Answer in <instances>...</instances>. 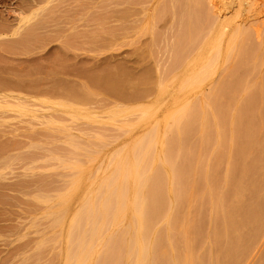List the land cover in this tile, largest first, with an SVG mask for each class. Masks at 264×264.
Returning a JSON list of instances; mask_svg holds the SVG:
<instances>
[{
    "label": "rangeland",
    "instance_id": "374dc122",
    "mask_svg": "<svg viewBox=\"0 0 264 264\" xmlns=\"http://www.w3.org/2000/svg\"><path fill=\"white\" fill-rule=\"evenodd\" d=\"M16 1H18V0H16ZM16 1L15 0H0V18L2 19L0 21L1 22H4V23H7V25L9 24V29L11 27H13V26H16L17 25V22H18L17 19H16L17 16H18V13L14 12V10H13V8L15 7ZM21 1L23 2V1H26V0H20V2ZM102 1L103 0H100V2H99V0H91L90 3L88 1L89 5L92 4V2H94L92 5H90V6L88 5L89 8L91 7V9H92V10L90 9V11H89V15H90V13H92V18L90 19L91 15L88 16L90 21H89V25L86 27L87 28V32L93 33V34H91V37L90 38H89L90 34H88L89 36H86L85 37V35L81 33V30L83 28L82 27V24H81V22H82L81 20L79 21V20L76 19V21H75L74 19H72V17L67 19V17H69V16H67V14H66L67 17H65L66 19L63 18V16L61 15L62 12L65 13L64 11L66 10V13H68L67 11H69V6L67 7L68 8V10H67V8H65L67 5H65L63 3L60 5L59 8H61V6L63 5L64 9L61 8L60 10L57 11L58 13L60 12L59 13V16H58V13L57 12H56V14H54V16H58V17H55V19L58 18V19H56V21L59 20V17H60V19L63 18L64 22L61 19L60 21H57V23H55L54 18H53V20H51V21H54V22H50L49 23V26H48V24H46V27L48 28V30L50 29L49 31H46L47 28L44 27L45 25L41 27L43 31L41 30V28H39L40 29V32H39V30L37 32L38 37L43 36L45 38L44 39L38 38V39H41V44L44 42V44L40 45V47H37L38 49H34L33 48L32 50H30V49L25 50L23 48L22 49H20V48L17 49V48H14V47H13L14 48L13 49L10 46L9 47L11 49H9V47L6 46L7 44L4 41H6V42L8 41L7 43L13 44V43H15L14 41H16L15 38H17V35H15V36L14 35H11L10 34L11 32H9V33H7L5 35H2V36L0 35V42L2 43V44L0 43V47H1L0 48V77H1L0 84H1V82L3 83V84L0 85V134H1L0 141L5 142L4 144H7V142H8V144H10L9 147H11V148L8 147L10 149L8 151V153L11 154V158H9V156H7V158H8V160L11 159L10 161L13 162L12 164H10V167L12 166L11 169L8 168L9 170L8 169L6 170V174H7L6 177H8L6 179V181H8L11 184H15L17 181L20 180V178H22L23 180H25L26 182H28V183H26V187H30L29 185H31V188L32 187H35L36 186L35 183L37 182L36 184H41L42 185L41 187L43 188L42 189L43 190V193H42V195H43L42 200L43 201L39 202V204L37 203V206L38 207L36 206L38 208L37 211H40V214H39V212L37 214V215H39V216H37L38 219H36L38 221L36 223H35L36 220L34 221L35 227L33 226V220L34 219L32 220V218H31V216L33 214V211H31L29 208L25 210V208H27V205H29V207H30V206H32V205L35 204L34 203L35 201L32 198L31 199L33 201H31L29 197L32 194L34 195V193H37V192L40 193V191H42L40 185H37V187H35L36 188V192H33V191H35V188H33V189L30 188L31 191L33 190L32 191L33 193H31V195L28 194V199L30 200V202H32L31 205H30V203H29V201H28V199L26 197L27 194L25 195V193H26L25 191H30L27 188L24 191V197L21 196V194H19V192L16 191V190H12V191L10 190L11 192L9 191V195H11V196L15 194L14 196L16 198L19 195L21 196V198L23 197L22 201H24L25 203L28 202L27 205L26 204H23V207L26 206L25 208H23L24 212L26 211L25 213H27L28 215L31 212L32 213H31V216L29 215V217H28L27 214H25L26 216L24 215V218L26 220H24V223H23V227H22L23 230H20L21 228H19V230H18V228H16V226H18V224H19V222L17 220H19V217L18 216L20 215V213H22V210H21L22 207L20 208L17 205L15 207H13L11 205L12 206L11 207L12 208L11 209L12 211H10L8 213L10 215L8 216V214H6V216H7L6 218H8L9 220L7 219V222H3V223H6V224L9 223V225L11 224L10 225L11 227H12V225H14L13 228L15 227V229H13V228L11 230L9 229L10 231L9 230H3V231L0 230V232H2V233H0V241H2V243L0 242V264H3V262H5V264H12V262H13V264H54V262H55V264H65V262H66V256L64 254V252L66 250L65 249V246H66V241L65 240L67 239V237H66L67 234L66 233H68V229H69V226L71 224V222L69 223L70 216L73 214L72 216L74 217V210L77 209L78 207L79 208L77 210H79L80 207H81V204L78 205V203H76V202H79L80 203V201L82 200V198L84 196H86V199L84 197L83 198L84 199L83 201L89 199V198H87L89 194H88V190L85 189L86 186L90 187V188L87 187V189H89V191L92 192V190H90V189H93L96 186V183H97L98 186L95 187V192H96V189H98V187H99V183L97 181H99V180L101 181L103 179V177L101 178V176H100L101 179L98 178L99 177L98 175L103 174L102 171L103 172L106 171V169L108 168V166H106L107 164L110 167L107 169L106 173L109 172L112 169V167L114 169V162H112V165H110L111 164V161H110L111 159L110 158H112L113 156H116L119 153V151L122 152V149H123V151L125 150L123 153L126 154L127 153L126 150H128V148L131 147L130 145H132V142L133 141H134L133 143L136 142L135 141L136 137L139 140V137L140 136H141V138L143 137L144 132L149 131V127L151 129V127H153V125H156V127H158L157 125H159V124L161 125L162 124L163 117L165 115L164 113H167L168 110L172 108V106H174L173 108H175V109H176V107L178 108V106H181V104H179V103H182V100H183V103H184L185 100L195 101L199 97L200 98L199 101H201L202 100L201 98L203 97V100L205 99L204 101H206V102H204V101L202 102L201 101L199 103L198 100H197L198 103L196 101L195 102L197 104H199V105L202 103L204 108H205V105L206 106L209 105V109H208V106H207V109L210 112L212 110L211 109L212 108L211 107L212 105H211L210 99L207 97V95L209 96L210 92L212 91V88L211 87H214L213 83L216 80H219V79H217V76L218 75H219L220 78L224 77L223 75H225V79H227V80L231 79L232 82L229 80L230 83H231V85H229L230 83H228L229 88L234 87V85L236 86V84H234V83H236V81H237V85H238V83L241 82L242 79H245L247 76H249L247 79L252 80V82H251L252 84H255L256 81L260 77H263L264 76V64H263V66L261 65L264 62L261 61L260 65H258L259 67L256 66V68L254 67V69H253V66H252V62L253 61H251L253 58L255 60H257V59L260 60V57H261L260 55H263L262 58H261V60L264 59L263 58L264 57V51H262V50H264V46H263V44H264V7H262L260 5L261 2L264 1V0H254L253 10H249V11H246L245 8H243V6L240 3H238V2L236 3L235 1H231V2L229 1L228 2L227 0H222V1L220 0V2H222V3H220L219 1L217 2V0H216V3H215L216 6H215V4L213 3L215 0H213V2H210V0H200V1H202L203 5L205 3L204 8H205L206 11L209 12L208 9H210V5L211 4H212L211 5V8H212L211 10L212 11H216L217 12V10H218L217 13H218V15H220V19H219L220 21L217 24L213 25L212 28H214V29L211 28L212 31L211 30L210 31L209 30L207 31V30L203 29V31H205V32L208 33V35L205 36V37L203 35V34H205V32L202 33L203 32L202 29H197V28H196V31H199V32H195V33H198L196 35H193V32L195 30H193V32L190 31L191 32L190 33V32H188L189 29L188 30L185 29V30H187L186 33H188V37H187V36H185L186 33L183 32L184 31V28H187V27H183V28L181 27L183 29L180 32L181 35L183 34L182 37H185L186 40L187 39L189 40L188 41L187 49H188L189 45L191 46L193 44L192 47H194V48L191 47V49L193 51H195V50L196 51L195 52H192L191 50H188L187 51L185 49L186 52L184 54L182 53L184 55V57L181 54V51L183 52L184 50H180L179 49L178 51H176V53H175L176 56L180 54L181 57L183 58L182 59L181 57H179L180 55L177 56V57L176 56H174V57L171 56L170 57L171 59L169 58L170 60H172V62H175L174 66H177L178 65V67H176V68H173V66L171 67V65H173V64L171 63V61L169 59H167L168 57L166 55L164 56L162 62H165L167 60L166 62L168 63L170 61L169 64H171V65L169 66V64H167L166 62H165L166 64L165 63H162L164 65H162V64L161 65L164 66L165 69L162 68V66H161V68H160V71L161 72L160 73H161V75H164L162 77H163V80H164L165 83L167 81H169V78H170L169 83L168 84L166 83V85L169 86L170 82H171V84H170L169 87L166 86V89L167 90L164 88L165 90H162V91H164L162 93H161V91L158 90L159 88L156 87V81L157 80H155V79H157V76H156L157 73H156V71L159 68H156L155 69L154 62L151 59H149V57L146 56L142 51H143V47L151 42L152 37L155 34H156L157 37L159 35V38L156 37V39H157V41H156L157 46H158V44L160 42L162 44V43H167L168 41L172 40L173 37H171V36L173 35V32H172V29L171 28H170L171 30L169 29V27H171L173 25L171 23H174L175 25L173 27L175 28V26L177 25L176 24L177 20L175 18L178 16L179 13H177V16H175V18H174V15H173L174 12L173 11L172 12L170 11L172 9L171 8V5H170V3H167L168 1L170 2V0H168V1L166 0L167 2L164 1V2H160L159 3V4L162 3V5H165V2H166L167 6H164L165 8H162V5H158V2L161 1V0H104V2H102ZM117 1H118V3H117ZM205 1H207V2H205ZM224 2H225V4H224ZM168 4L170 6H168ZM207 4H209V5H207ZM100 5L101 6L103 5V7L101 8ZM217 5H219V7H217ZM240 5L242 7H240ZM132 6H133V9H132ZM158 6H161V8L164 9V10L167 9L166 7H168V11L165 10L164 12H166V13L168 12L169 17H168V14H165V13H164V16H162L161 15L162 14V11H161L162 9L161 8L159 9ZM129 7L132 10H134V8L136 7L135 8V11L130 10V12H132L133 14L135 13L134 14L135 17H134V15H131L132 17L129 18L128 20H124V19L120 18L121 17L120 13L122 11L124 12L125 10L128 11L127 9H129ZM214 7H215V10H214ZM93 8L96 9V10H98V11L94 10ZM157 9H158L159 13H158ZM103 10L106 11V13ZM8 11L10 13L12 12L11 15L9 14ZM100 11H101V13H100ZM113 12H114V14H112ZM169 12H171V13H169ZM136 13H138V15ZM15 14L17 16H15ZM101 14H103L107 18V20H106L105 18H103V15H102V17L100 16L101 18H103L104 20H106L105 21L106 24L103 23L104 20L99 19V17H97V16H99ZM117 14H119V16ZM150 14H152V15L150 16ZM148 15H149V18H150L151 23L149 22V19L147 18ZM154 15H156V18H155ZM93 16L96 17L95 18L96 20H94V17ZM144 16L146 17V19H145ZM160 16H162L164 18H162V17L160 18ZM136 17H138V18L142 17V18H141V20H138V18H136ZM134 18H135V20L137 19L135 22L137 24H139L140 26H142L141 27V30H143L144 27H146L145 29H147L148 32L145 31V29H144L143 30V33L140 31L141 33L140 34H137V33H134L133 30H129L128 33L126 34V37L125 36L124 37H122V36L121 37H119V36L112 37L111 36L110 31H113L115 29H118L120 26H125V25L132 26ZM6 19H7V21H5ZM14 20H16V21H14ZM65 20L68 21V22L70 20L69 24ZM97 20H99V22ZM146 20H148V21H146ZM205 20H206V18L203 16V18L200 21L201 22H205ZM61 21H62V23H61ZM94 21H97L98 22V25H99L100 22H102V23H100V27L101 28L98 27V25L95 24L96 22H94ZM143 21H144V23H143ZM157 21H158V23H157ZM74 22H75V24H74ZM243 22L244 23L246 22V23L244 24ZM58 23L60 25H58ZM65 23H67V24H65ZM238 23H240V25L243 23L244 25L242 24V26H245L248 29L250 28L248 30V32L251 30L249 32L250 33V36L247 38V41H246L249 44L246 43L248 46L247 45L245 46V47L249 48L248 51H250V49H251V51L249 53L252 54L253 52L257 51V50H255V48L258 49L259 46H260V48L258 49V52H255L257 55L256 54L254 55V53H253L252 56H248L250 54L247 51L246 54H244L245 55L244 56L245 58L244 57H241L242 60L244 59L243 62L241 61V58H239L240 56L235 57V58L232 57L234 59H231V61H234L235 60L233 62L234 65H237L238 64L237 62H239V65H237V66H239V68L238 67L235 68V70H238V72L235 73L236 71H234V74H233V73H230V70H228V68H226V67H229V65L231 64V61H229V59L226 58V55H225L226 52H224V51H227L228 46H229V39L232 36L235 35L233 33H236L235 31H236V28H237V24ZM103 24L106 25L105 28H104V25ZM151 24H153V25H151ZM218 24H220V26H218ZM229 24H230V26H228ZM222 25H223V27H222ZM61 26H62V29H61ZM70 26H71V28H70ZM74 26H75V28H74ZM181 28H179V29H181ZM79 29H81V30L79 31ZM221 29H222V33H220ZM144 31L146 33H144ZM224 31H225V33H224ZM69 32H70V35H69ZM72 32H73V34H72ZM162 32H164V33H162ZM231 32H232V34H231ZM150 33H151V35H150ZM166 33H167V35H166ZM219 33L222 36L225 35V36H223V39H221V41L224 40V39H226V40L222 41L223 43H221V41L218 42L219 45L222 44L221 46H219L220 53H222V51L224 52L221 55H223V54L225 55V56H221V57L224 58V61L220 57V60L217 62L218 65L216 64L218 69L215 72L218 73V74L214 73L215 75L213 74L211 77L205 79L204 80L205 82L203 81L204 84L199 85L200 86L199 88L197 87L196 89L186 91L187 93L182 90L183 92H185L188 95H186L185 93L182 94L183 92H179L181 95L179 94V97H178L177 96L178 92L176 93V91L181 90V88H179L180 87L179 85H180V82L183 80V78L186 76L185 74H187V73L188 74L194 73L197 70V68H199L200 65L204 64L208 60V57L210 58L212 55H214L213 53H215L216 49L218 48V46H217L218 44L216 45V38L221 36V35L219 36ZM55 34H57V36ZM128 34H129V36H128ZM168 34H170L169 37H168ZM228 34H230V35H228ZM74 35H77L79 37H76L75 36L77 38L76 39L74 37ZM162 35H166L167 37L164 36V39H162V37H161ZM197 35H201V36H197ZM10 36L12 37V39H11ZM54 36H56L57 38L54 37ZM227 36H228V38H227ZM70 37H72V38H70ZM170 37H171V39H170ZM193 37H196L195 40L198 41V42H199L200 38H202V37L205 38L206 39V44L201 47L200 42H199V43H196V44H199V47H198V45L195 47V44H194V41L195 40L193 41V39H194ZM251 38H252V40H251ZM20 39H21L20 37H19V39L17 38V40H19V41H20ZM49 39L50 40L52 39L51 42H50ZM86 39H87V41H86ZM43 40H45L46 42L43 41ZM159 40H160V42H158ZM164 40H165V42H164ZM66 42H67L66 45L67 46L70 45V46H68V47L66 46L65 47V43ZM68 43H70V44H68ZM3 44L6 46V48L4 47ZM161 44L158 47H162V46H165L166 45V44H164V45H161ZM226 44H228V46ZM215 45L217 46V48H216ZM213 47H215V48L212 49ZM251 47H253V48H251ZM7 48H8V50H7ZM247 48H246V50H247ZM15 49H17V51ZM19 49H20V51H19ZM211 50H212V52H211ZM190 51L192 52V55H191ZM210 52H211V54H210ZM169 55H171V54H169ZM188 55H189L190 58L188 57ZM190 55L192 56V58H191ZM247 56L249 58H251V60ZM256 56L257 57L260 56V57L257 58ZM179 58L181 60L180 62H178ZM225 59H227L228 61L227 60L225 61ZM246 59L250 60V62L247 61ZM236 60H238V61H236ZM190 62H191V64H190ZM228 62H230V64ZM248 62L250 63V65L248 64ZM226 64H228V66ZM167 65L169 66V68H167ZM246 65L247 66L249 65L252 68L248 67V70H247V68H246L247 66ZM180 66H181V70L178 69ZM224 67L226 68L227 71L224 69ZM240 67H243V68H240ZM249 68H250V70H249ZM175 69L176 70L178 69V70L176 71ZM223 69L225 70L226 73L223 71ZM251 69L252 70H256L257 73L256 72L254 73V71H252ZM245 70H247L246 73H245ZM98 72H99V74H98ZM175 72L176 73L177 72L180 73L179 76H177L178 73L176 75ZM221 72L222 73L224 72V73H223V75L220 76L219 73H221ZM109 73H114L115 76L113 77V76H111L113 74L110 75ZM166 73H167V76L169 78L166 76ZM169 73L172 74V76H170ZM244 73L247 74V75L244 76ZM91 74L93 76H95L97 74L96 75L97 76L96 78H98L99 77L98 75H100L101 78L99 77L98 79L100 81L102 80L101 83H103V84H101V83L99 84L100 81H98L97 79L96 80H97L98 84L95 83L96 81L94 82L95 85H94V83H91L90 84L91 79L92 80L95 79V77H93ZM108 74L111 77H113L112 79H116V76L119 74L118 75V78L119 79H122V78L123 79H126V78L129 77V79L133 81V80L137 79V77H138V80H135L133 82V83L136 82L135 83V88L132 87V86L125 87V88H123L124 90L121 91L122 94L121 93H118L119 95H117V93L115 94L114 92H111L108 89V86L105 84V80L106 81L109 80L108 78L111 79V77H109ZM144 74L146 76H144ZM229 74L231 76L233 75L232 78H231V76ZM106 75H107L108 78L103 79V78H105ZM228 75H229V79H228ZM239 75L241 76V78H239L240 77ZM88 76L91 79L88 78ZM139 76H141L142 78L139 77ZM173 76L174 77L176 76L177 78L176 77L175 78L178 81H176V79L173 78ZM147 77H148V79H147ZM165 77H167V78H165ZM171 78L173 80L175 79L174 80L175 83H174V81ZM3 79H4V81H3ZM129 79H126V80H129ZM142 79H144V83H141V80ZM233 81H234V83H233ZM16 82H18V83H16ZM137 82H138V85H137ZM142 82H143V80H142ZM21 83H23V84H21ZM4 84L7 87L8 86L9 87L7 88ZM19 84H21L23 87L21 85H19ZM151 84H153L152 87H150ZM85 86H86V88H85ZM93 86H95V87H93ZM157 86H158V84H157ZM255 86L256 85H254V87ZM142 87H143V89H142ZM146 87H148V88H146ZM149 87H150L151 90L149 89ZM145 88L146 89H149V90H146V92H144L145 91L144 90ZM88 89H89V91L91 92V95H92L90 97L88 95V92L87 93L85 92V91H88ZM33 90H34V92H33ZM83 90H84V93H86V94H84V96L88 95V99L89 100L83 96V92H82ZM254 90H255L256 93L254 92ZM228 91L230 92V89H228ZM228 91L227 90L224 91L225 93L223 92V95L225 94V95L228 96V93H229ZM123 92H124V94H123ZM190 92H191V94H190ZM226 92H228V93H226ZM251 92H250L251 95H249L250 94L249 93L248 94V97L250 98V96H253V95L255 97H253L254 99L253 98H250V100L247 97V99L245 98V102L243 101V103L245 105L244 108H243V112H242L243 117L241 115L242 121L238 125V126H242V127H239L240 129L236 130L237 131L236 132V136H235V141L236 142L245 141L246 138L243 137V136L247 133V131H248V129H249L250 126H253V125L258 126L262 122L264 124V109L262 110L261 109L262 107L261 108L258 107L261 104L260 101H263V99L262 100L260 99L262 95L259 93V97H258V88L253 89ZM74 93L77 94V95H75ZM80 95L83 96V99H82V97H80ZM130 95H132V96H130ZM7 97H10V98H7ZM242 97L243 96H241V98ZM156 98H157V100H156ZM226 98L227 97L224 96V100H226ZM263 98H264V96H263ZM85 99H86V102H85ZM257 99L259 100V102H258ZM82 100H84V102ZM243 100H244V98H243ZM253 100H255L256 102H254ZM178 101H179V103H178ZM208 101H209V104H207ZM248 101H249V103H248ZM251 101L253 103V106H251L252 105ZM86 103H91V105L87 106L88 104H86ZM104 103H106V104H104ZM82 104L84 106H82ZM85 104H86L87 107L85 106ZM145 104H146V106L148 108L150 107L148 111H151V114H148V116L145 115V114H147V113H145V110L147 109V107L145 106ZM249 104H250V106H249ZM256 104H257V107L259 109H261V110H259V112H261V111L262 112H261V114L260 113H258V114L256 113V114L253 115L252 112H250V111H252L250 109L253 108L254 106L256 107ZM107 105H109V106H107ZM139 105H142L143 107L140 106L141 107L140 108ZM129 106L131 107L130 110H128L130 108ZM22 107L25 108L26 110L24 109V111H23ZM132 107H134V108L132 109ZM117 108L118 109L120 108L119 110H120V112H122L120 114L118 113L119 114L118 115L119 117L116 114L117 112H119L117 110ZM126 108H127V110H126ZM144 108H145V110L142 111ZM164 110H166V111H164ZM77 112H81V114L78 113V115H77ZM82 112H83L84 115L86 113L85 116H87V120L88 121H86V119H84L86 117L82 114ZM112 112H114L115 115ZM87 113H89V114H87ZM248 113H249L250 116L248 115ZM58 114H59V116H58ZM111 114H112V116H111ZM152 114H154V115H152ZM143 115H145V116H143ZM73 116H74V119H73ZM79 116H83V118L81 117L82 118L81 119V118H79ZM95 116H97V117H95ZM210 116L213 117V115H212L211 112H210ZM56 117H61V118L63 117L62 118L63 120L62 119H59V118H56ZM92 117H93V119H92ZM111 117H113L114 119H116V121H114L113 118L110 119ZM140 117L141 118H144V119H141ZM159 117L160 118L162 117V119H160ZM246 117H248V118L249 117L250 118L252 117V118L250 120V118L248 119ZM77 118H78V121L80 119V122H79L78 125H77L78 122L75 121V120H77ZM222 118L223 117H221V119ZM119 119H121V120H119ZM225 119L226 118H224L222 120V123H223V121ZM253 119H255V121H253ZM48 120H51V122H48ZM57 120H58V122H57ZM70 120H71V122H70ZM132 120H134V121H132ZM157 120L160 121V122H157ZM210 120H211L210 123L213 122L212 123L213 125H212V127H210L211 130L209 129L210 131L207 132V135L209 137V140L207 138V142H206V140L204 142V145H206L205 143H207V145L205 147L203 145L204 148L202 147V151L201 152H202L203 155H201V157H200V160H201L200 161V164L202 162H204L205 160H206L205 162H207L208 157H209V159H211V158L214 157L215 154H219V156L220 155H223V156H220V157H223V159H221V162L222 163L219 162L217 164L215 170H214V175H213L214 180H217L216 178H218V177L223 180V175H225L226 170L227 169H230V168H231V170H227V171H231L232 176L235 177L236 174H238L236 171L239 168V163L237 161L238 160L237 159V156H234L236 159H233L232 160V162H231L232 164H230V165L227 164L228 166L225 164V162H226L225 160L226 159L224 158V151H223L224 150V144L221 143L220 146H219V148L221 147V149H219L218 148V145H216L215 142H214L215 139L211 140V138H213L215 136L214 135L215 134V128H214L215 126H214V121H213L214 118H211ZM226 120L224 121L225 122L224 124H226ZM247 120H250V121H248V123H246ZM52 121H54V122L52 123ZM65 121H67V124L68 125L71 123L70 126L72 128L70 126H68V125H65L66 124ZM119 121H120V123H119ZM137 121H139V122L136 124L135 122H137ZM75 122H76V124H75ZM197 122H198V124H196ZM109 123H111V124H109ZM134 123H135V125H133ZM154 123H156V124H154ZM80 124L82 126L84 125V127L86 126L85 127L86 129L84 127L80 126ZM192 124H194V125L193 126L191 125V128H190L191 131H189V134H188L189 135L188 142L191 144V146L193 145L192 147H196L197 146V143H198V142L195 143L196 142L195 139H197V135H196L197 132L196 131H198V129H199L200 121L199 120L198 121L197 120H195V121L193 120ZM90 125H92V126L94 125V126L93 127L91 126V128H90ZM101 125H102V127H101ZM108 125H109V128H108ZM112 125H114V126H112ZM124 125H125V127H124ZM197 125H198V127H197ZM48 126H50V127H48ZM61 126H62L63 130H61L62 129ZM66 127H67V130H66ZM75 127H76V130L74 129ZM224 127L225 126L222 125V128L225 130ZM59 128H61V129H59ZM95 128L97 130L99 129V131L97 132V130ZM102 128H104V129H102ZM161 128L160 129L162 131H164L163 127H161ZM242 128L244 129V131L242 130ZM100 129L102 130V133H105V132H103V130H105L107 132V133H105V135L108 136V138L106 137L107 138L106 139L107 142L105 141V138H104L101 142H99L100 143L99 144L98 141L97 142L95 141V139H97V138L94 137V136H92V134L96 136L97 133H100ZM161 130H160V132L162 133ZM212 130H214V132H213L214 134L213 135H212V133H210V132H212ZM238 131H240V132H238ZM81 132H83V133H81ZM84 132H85V134H84ZM124 133H126V134H124ZM160 134H158V136H159L158 139L160 140L159 142H161L162 139H164V136H162L164 134H162V135H160ZM210 134L212 136H210ZM237 134H239V135H237ZM85 135L89 136V138L87 136H85ZM79 136L81 137L80 139H79ZM160 136H162V137H160ZM173 136H171V137L173 138ZM175 136H176V134H175ZM69 137H71L72 139L74 137L75 138L74 141H76L77 139H79V140H82L83 139V140L88 141L87 139H89L88 142L83 141L84 143L83 142L78 143L76 141V143L78 144V146L80 145L79 146L80 149L83 148L82 146L85 147L84 144H87L86 146H89L90 148H92L91 145L94 144L93 147L95 146V148L97 149V151H95L94 149H90L89 148L91 150L90 151L88 149L89 154L87 153L88 151L86 152L88 154V156H85L84 158L82 157L84 159L83 165L86 164L85 166L82 165V167L85 170L82 168L80 171H77L75 169L73 170L72 167L68 166L69 169L71 168L69 170V169L66 168L67 165L65 166L63 161L61 163V160L58 159V158H56L57 156L54 155V153L58 155V153L64 152L65 154H67V153L73 151V149H74L73 146L74 145L72 144V142H71L72 140H70L71 138H69ZM165 137H166L167 140L170 138L169 139V142H171V144H175L176 143L174 145V149H173V152H176L175 149L178 148V146L176 148V145L178 143V141L176 140L177 137H174V140L171 139V137H169V136H165ZM240 137H242V138H240ZM259 138H257L259 141H255L254 142V145L252 144L250 146V149H251V147L254 146L252 148V150H249L251 152H248V155L250 153L251 154L248 157L249 159L247 158V161L249 160L248 163H251L250 164L251 166L253 165L254 160H256L255 163H254L255 165H253L252 168H250L251 166H249V169H250L251 172L254 171V169L256 168L255 166L258 165V162H260L259 160H261L260 158H262L261 156L264 154V152H262L263 149H264V145L262 143L264 141V128H263V131L260 133V137ZM113 139L114 140L116 139V140L114 141ZM166 139L164 141L165 143L168 142ZM68 140H69V142H71L72 146H70L71 144L68 143ZM109 141H110V145H109ZM102 142H104V143H102ZM159 142H157V144H156V147L157 148L155 147L156 148L155 154H156L157 151L158 152L161 151L160 152L161 153V155H160L161 157L159 156V153H157L158 154L157 159H158V157H160L159 159L162 158L161 160H158L159 164L162 165V164H165V161L167 159V157H166L167 155L165 156V154L168 153V152H167V148L164 149V147H162V149H164V150L161 149V146H160V143ZM164 142H161V144L164 143ZM258 142H260V143H258ZM0 143H2V142H0ZM23 143H24V145H22ZM126 143H130L129 146ZM36 144H37V146H36ZM259 144H261L262 147ZM11 145H13V146H11ZM97 145H100V146H97ZM194 145H196V146H194ZM60 146H62V147H60ZM158 146H160V147H158ZM29 147H30V149H29ZM99 147H102L103 149L102 148L99 149ZM12 148H13V150H12ZM42 148H44V149H42ZM118 148H119V150H118ZM210 148H211V150H210ZM80 149H79V151H81ZM116 149H117V152L118 153H116V151H115ZM11 150L13 152V155H12ZM99 151H102V152L100 153ZM203 151H204V153H203ZM221 152L223 154H221ZM19 154H20V156H19ZM95 154H99V155H97V157H96ZM225 154H226V152H225ZM260 154H261V156H260ZM34 155H37V157L34 156ZM49 155H51V156H49ZM184 155L183 156L182 155L180 156V160L183 157H185V158L182 159L183 161L181 160L182 161L181 162L179 160V158H178V161H180V163H182V166H183L182 168L185 169V174H188L189 171H190L189 169L191 167H193V168H196L197 169L196 170V174L199 173L197 176L203 175L204 173H202V171L204 170V165L202 163L201 164V167L199 166L200 164L198 163V161H196V159H197L196 158L197 157L196 154H194V155L193 154H190L189 156H188V154H186L185 156ZM12 156H13L14 159L12 158ZM202 156H203V160L204 161H202ZM31 158H33V159H31ZM90 158H91V162L89 160ZM107 158H109V159H107ZM194 158H196V159H194ZM15 159H17V161ZM18 159H19V161H18ZM106 159H107V163L105 164ZM193 160H195V161H193ZM234 160H236V162ZM235 163H236V165H235ZM195 164H197V166ZM20 165L22 167H20ZM29 165L32 166V167L34 166V168L37 166V167H39V169L37 168V170L34 171V169L32 170V168H30ZM190 165H191V167H190ZM193 165H195L196 167H194ZM165 166H167V164ZM230 166H232V167H230ZM99 167H101V168H99ZM104 167H106V168H104ZM180 167H181V164H180ZM253 167H254V169H253ZM235 168H236V171H235ZM26 169H28V170H26ZM88 169H89V172H91V173L88 172ZM101 169H103V170H101ZM113 169L110 171V173H112L114 171ZM186 169L189 170L188 173H186ZM21 170H23V172ZM83 170H84V172H83ZM168 170H170V169H168ZM74 171H75V173H73ZM94 171H96L97 173L99 172V173L98 174H95L96 172H94ZM234 171H235V173L233 175V172ZM36 172L40 176H38L37 174H35ZM17 173L20 174V175H18ZM21 173H22V175H21ZM30 173L32 175H30ZM80 173H82L83 175H81ZM110 173H109V175H110ZM170 174H172V176H173V173H170ZM183 174H184L183 173V170L181 169V177L183 176L184 178H186V175L185 174L183 175ZM67 175H68V177H67ZM80 175L82 177L81 180L78 179V178H80L79 177ZM87 175L89 176V178H86V177H88ZM92 175H94V177L95 176L96 177L98 176L97 178H94L93 177V180L96 179L94 182H91L92 181ZM107 175H108V173H107ZM107 175L105 174L104 177H106ZM172 176H171V179H174ZM37 178L40 179V180H42V183L43 184L41 183V181L40 182L37 181L36 180ZM85 178H86V180H85ZM182 178H180V181H182L181 180ZM97 179H99V180H97ZM220 179H218V182L215 181V184L216 183L218 184L219 182L221 183L222 180H220ZM33 180H35V181H33ZM199 180H201V182ZM32 181L35 182V183L32 184ZM78 181L80 183L77 184L78 186H76V183ZM171 181H173V180H171ZM196 181L199 184L200 183L203 184L201 177H197L196 178ZM90 182L92 183L91 185H90ZM173 183H174V185H172L171 187H173V189L174 188H177L178 186H175L177 184V182L175 181V179H174V182ZM173 183L171 182L170 184H173ZM199 184H197V187H198L197 188L198 189L197 190V193L199 195L197 194L196 197H195V199H194V201L193 200L191 201V204L192 203L193 204L190 206L191 207L190 208V216L192 215V219L193 218H196L195 219L196 221L193 219V225H194L193 228H194V232L196 233V234L194 233L196 235L195 236V239L198 242V244H196V246L198 245L197 248H196V250L198 249L197 250L198 253H199V251H201L203 249L202 246L204 244V240L205 239H203V242H201V240H202V238H204L206 236V233L207 234L209 233V229H210V223H208L209 220H210V218H209L210 217L209 216L210 215L209 214L210 209H209V204H208L209 203V200H207V197H205L203 195V190L204 189H203L202 186H204V184L202 186L199 185ZM177 185H179V184H177ZM200 186L202 187V190H201ZM73 187H76V190L75 191L73 190ZM229 187H230V185L228 187L226 186L224 188L226 190L227 194L230 191L229 190L230 189ZM227 188H229V189H227ZM38 189H40V190L37 191ZM263 189H264V184H263V187L261 189L262 192H263ZM225 190H224V192H225ZM14 191H15V193H14ZM72 191H74V192L72 193ZM93 191H94V189H93ZM262 192L260 193L262 196H260L259 194L255 195L256 198H258L259 196L261 197V198L259 197L260 198V201H261L260 203H262L263 200H264V195H263L264 192L263 193ZM27 193H29V192H27ZM59 193L60 194L61 193L62 194H65L66 195V197H65L66 199H62L61 198L60 199L61 201L60 200L57 201V198H58L57 195H59ZM81 193L86 194V195H82ZM16 194H17V196H16ZM172 194H174V195H172ZM225 194L226 193H224V195ZM65 195H62L61 197H64ZM14 196L11 197L12 198V201L14 202L13 203L11 201L13 205H15V201L13 199V198H15ZM60 196H59V198H60ZM91 196H92V194L89 195L90 198H91ZM76 197L78 199H76ZM168 197H169V195L167 196V199H168ZM227 197H228V195L225 196V198H227ZM256 198L255 197L252 198V203H253V199H254L253 205L250 202L251 199H249V201L247 203L248 204L247 205L248 207L245 206V208H244L245 209V213L248 210L247 213L249 215H251V216H253L254 212L256 213V211H257L256 208H258L257 206L256 207L254 206V205H257V203L255 202V200H257ZM26 199H27V201H26ZM169 199L167 201L168 204L166 203V209L167 208L170 209V207H172V206L174 207V204L173 203L176 201V195H175L174 191L171 193ZM83 201H81V202L84 203ZM59 202H61V203H59ZM170 202L172 203V206L169 205ZM257 202H258V200H257ZM249 203H250V206H249ZM260 203H258V206H260V207L264 206V202L262 204H260ZM71 204H72V206L70 207L69 205H71ZM64 205L67 206L66 208H64L65 210L62 209L63 207H65ZM192 206H194V209H193ZM196 206L198 207V209H197ZM69 207L72 208V210ZM67 208H69L70 211H69V209L67 211ZM14 209H16V210H14ZM18 209H19V211H18ZM62 210H63V212L61 213ZM77 210H75V212H77ZM252 210H254V211L252 212ZM16 213L18 214V216H17ZM202 213H203V215H202ZM245 213H244V210H243L242 215L244 216ZM62 214L65 215V216H63ZM248 214L246 216L248 218H251V216L249 217ZM12 215H13V217H12ZM58 216L59 217L62 216L63 218L62 219L61 218H58ZM193 216H195V217H193ZM246 216H244V217H246ZM32 217H34V216H32ZM125 218H124V220H128L127 217H125ZM28 221H30V222H28ZM13 222H15V223H13ZM27 222L29 224H27ZM125 222L126 221H123V222H121V224L122 223H125ZM127 222L129 223V221H127ZM218 222L220 223V221H218ZM68 223H69V226H67ZM219 223H218V225H220ZM36 224L39 225V226H37L38 228H36ZM121 224L118 225V228H121V227L122 228H127V226L129 227V225L127 223H126L127 224L126 226H125V224H124V226L123 225L121 226ZM165 224L166 223L162 224V225H164V226H162L163 228L165 227ZM208 226H209V228H208ZM255 226H256V228L259 229V228H262L264 225L263 226H260V227H258L257 225H255ZM255 226H254V228H255ZM256 228L254 230H252L254 233L251 231L253 233V236H255L254 238L251 236V239H250L251 241L249 240V242H251V243L247 244V242H248L247 240H246L247 242H245L246 245H248V247L250 245V249L252 248L251 251H250L249 248H247V246L244 245L245 248L243 247V249H242V251L244 250L243 251L244 253L242 252V254L240 253V255L241 256L244 255L245 258L244 257L242 258L240 255H239V257H241V258L237 257L238 258L237 261H240V262H238L240 264L241 263L242 264H264V230H263L264 227L261 230L259 229L260 231H257L258 229L256 230ZM37 229H38V231H36ZM66 229H67V232H66ZM207 229H208V231H206ZM12 230L13 231L16 230V231H14L15 233ZM12 232H13V234H12ZM38 232H39V234L36 235V233H38ZM198 233H199V236H198ZM252 233H250V234H252ZM200 234H202V235L204 234V235L201 236ZM250 234H248V235H250ZM257 235H258V237H256ZM37 236H38V239H37ZM247 236H246V239H248ZM198 237H199V239H198ZM249 238H250V236H249ZM252 239H255V241L252 240ZM9 240L11 242H9ZM38 240H39L38 243H40L41 246H38L39 248L37 249V245H38L37 244V241ZM35 241H36V243H35ZM252 241H254V243H252ZM8 242H9V245H8ZM33 242L35 244H33ZM17 245L20 246V247L18 248ZM35 245H36V247H35ZM13 246H15L19 250L17 251V249H14L15 247L13 248ZM21 246H22V248H21ZM20 248L22 249L21 251H20ZM199 248L201 250H199ZM39 249H40V253L38 251ZM245 249H247V250H245ZM97 250L100 253V250H101L100 249V246L97 248ZM248 250H249V252H248ZM16 251H17V254H16ZM19 252H21V253L19 254ZM37 252L39 253V255L36 254ZM12 253H14V254H12ZM97 253L95 252L89 258L91 261H86V262L89 263V264L90 263L91 264H94L95 261H96V259H97L96 263H98V261L100 260V255H99V253L97 255ZM247 253H249V254L247 255ZM58 254L60 255V257H59ZM19 256H20V258H19ZM97 256H99V257H97ZM204 256H206V258ZM204 256H203V258H205L204 261H201L199 263L200 264H204V262H205V264H211V259L208 257V255L205 254ZM36 257H38V259H36ZM207 257L209 258L210 262H208L209 260L207 259ZM6 258H8V259H6ZM5 259H6V261H5ZM34 259H36V260H34ZM53 259H54V261H53ZM235 260H236V258H233V261H235ZM230 261H231L230 263L236 264V263L232 262V260H230ZM86 262L83 263V264H86Z\"/></svg>",
    "mask_w": 264,
    "mask_h": 264
},
{
    "label": "bare ground",
    "instance_id": "6f19581e",
    "mask_svg": "<svg viewBox=\"0 0 264 264\" xmlns=\"http://www.w3.org/2000/svg\"><path fill=\"white\" fill-rule=\"evenodd\" d=\"M16 1V0H15ZM88 1H89V3H90V1L91 0H26V1H21L20 2V0H18V1H16V3H15V7L13 8V10H14V12H16V13H18V16L15 14V16H17V25L16 26H13V27H11L10 29H9V24L7 25V23H4V22H1L0 21V35L2 36V35H5V34H7V33H9V32H11L10 34L11 35H17V38L19 39V37L21 38L20 39V41L19 40H17V38H15L16 39V41H14L15 43H13V44H9V43H7L6 41H4L7 45V47H11V48H20V49H25V50H27V49H30V50H32L33 48L34 49H38L37 47H40V45H42V44H44V42L43 41H45V40H43L42 42V44H41V39H44L45 37H43V36H41V37H38V34H37V32H38V30H39V32H40V29L39 28H41L42 26H44V27H46V24H48V26H49V23L50 22H54L55 21V23H57V21H60L61 19H62V21L64 22V20H63V18L64 19H66L65 17H67V16H69V17H67V19L68 18H71L72 17V19H74L75 21H76V19L77 20H81L82 22H81V24H82V30L81 29H79V31L81 30V33L82 34H84L85 35V37L86 36H89L88 34H90V36H89V38L91 37V34H93V33H90V32H87V26L89 25V17L88 16H90L91 15V17H90V19L92 18V13H90V15H89V11H90V9H91V7L89 8V6L90 5H92L94 2H92V4H90L89 5V3H88ZM164 1H166V0H161V1H159L158 2V5H162V3L161 4H159L160 2H164ZM168 1V0H167ZM166 1V2H167ZM220 2V0H217V2ZM222 1V0H221ZM228 2L230 1H235L236 3L238 2V3H240L242 6H243V8H245V10L246 11H249V10H253V6H254V0H227ZM56 2V3H55ZM99 2H100V0H99ZM102 2H104V0L102 1ZM124 2V1H123ZM122 2V3H123ZM130 2V1H129ZM137 2V1H136ZM166 2H165V5H162V8H165L164 6H167V4H166ZM205 2H207V1H205ZM210 2H213V0L211 1L210 0ZM3 3V2H2ZM1 3V4H2ZM5 3V2H4ZM7 3V2H6ZM65 4V5H67L65 8H67L68 6H69V11H67L68 13H66V10L64 11L65 13H63L62 12V16H63V18H61L60 19V17H59V20H57L56 21V19H58V18H56L55 19V17H58L59 16V13L57 12L58 10H60L61 8L62 9H64V7H63V5L61 6V8H59L60 7V5L61 4ZM117 3H118V1H117ZM128 3V2H127ZM167 3H170V5H171V12L173 11L174 12V18H175V16H177V13H179L178 14V16L175 18L176 20H177V22H176V26H175V28L173 27L175 24L174 23H171V24H173L171 27H169V29L171 28L172 29V32H173V35L171 36V37H173L172 38V40H170V41H168L167 43H162L161 44V42H160V40L158 41V42H160L159 44H158V46H160V44L161 45H164V44H166L165 46H162V47H158L157 46V43H156V41H157V39H156V34L152 37V40H151V42L149 43V44H147V45H145L144 47H143V53L146 55V56H148L149 57V59H151L153 62H154V65H155V69L156 68H159L157 71H156V73H157V79H155V80H157L156 81V87L157 88H159L158 90L159 91H161V93L162 92H164V91H162V90H165L166 89V86L167 87H169L170 86V84H171V82H170V84H169V86L168 85H166V83L168 84L169 83V81H170V78L167 76V73H166V76L169 78V81H167L166 83L164 82V80H163V77L162 76H164V75H161V71H160V68H161V66L162 65H164V64H162V63H165V62H162L163 61V58H164V56L166 55L168 58L167 59H169L171 56L172 57H174V56H176V51H178L179 49L180 50H184L183 52L181 51V54L183 53H185L186 51H185V49L188 51V50H191L192 52H195V51H193L192 49H191V47L193 46V44L190 46L189 45V47H188V49H187V46H188V39L186 40L185 39V37H182V35H181V31L183 30L182 28L183 27H187V28H184V33H186L187 32V30H188V32H193V30H195L194 32H193V35H196V34H198V33H195V32H199V31H196V28L197 29H202V31H203V29H205V30H211L212 31V29H214V28H212L213 27V25H215V24H217L220 20V15H218V10H217V12L216 11H212L211 9V5H210V9H208L209 10V12L208 11H206L205 10V8H204V5H205V3H204V5H203V3H202V1H200V0H170V2L168 1ZM214 4L216 3V0L213 2ZM220 3H222V2H220ZM133 4V3H132ZM219 4V3H218ZM224 4H225V2H224ZM227 4V3H226ZM235 4V3H234ZM64 5V6H65ZM89 5V6H88ZM98 5V4H97ZM134 5V4H133ZM169 4H168V6H170ZM207 5H209V4H207ZM222 5V4H221ZM220 5V6H221ZM240 5V7H242ZM262 7H264V1H262L261 2V4H260ZM3 6V5H2ZM12 6V5H11ZM105 6V5H104ZM203 6V7H202ZM215 6H216V4H215ZM224 6V5H223ZM222 6V7H223ZM96 7V6H95ZM99 7V6H98ZM100 7L102 8L103 7V5L101 6L100 5ZM127 7V6H126ZM159 7V9L161 8V6H158ZM206 7V6H205ZM208 7V6H207ZM217 7H219V5H217ZM216 7V8H217ZM5 8V7H4ZM3 8V9H4ZM59 8V9H58ZM100 8V9H101ZM128 8V7H127ZM136 8V7H135ZM135 8H134V10H132L133 9V6H132V9L129 7V9H127L128 11H126L125 9V11L123 12L122 10V14L120 13V15H121V17L120 18H122V19H124V20H128L129 18H131L132 16L131 15H134L132 12H130V10H132V11H135ZM161 8V9H162ZM167 9H165L166 11H168V7H166ZM170 8V7H169ZM209 8V7H208ZM94 9V8H93ZM219 9V8H218ZM12 10V11H13ZM56 10V11H55ZM67 10H68V8H67ZM92 10V9H91ZM94 10H96V9H94ZM102 10V9H101ZM156 10V9H155ZM164 9H162L161 11H162V16H164V13L165 14H168V12L166 13V12H164L165 11ZM214 10H215V7H214ZM62 11V10H61ZM96 11H98V10H96ZM95 11V12H96ZM104 11V10H103ZM157 11H158V9H157ZM223 11V10H222ZM7 12V11H6ZM5 12V13H6ZM9 12V11H8ZM55 12V13H54ZM56 12L58 13V16H54V14H56ZM105 13H106V11H104ZM109 12V11H108ZM118 12V11H117ZM140 12V11H139ZM171 12H169V13H171ZM12 13V12H11ZM11 13L9 12V14L11 15ZM100 13H101V11H100ZM104 13V14H105ZM158 13H159V11H158ZM161 13V12H160ZM66 14H67V16H66ZM98 14V13H97ZM108 14V13H107ZM112 14H114V12L112 13ZM116 14V13H115ZM137 15H138V13H136ZM60 15V16H61ZM65 15V16H64ZM102 15L103 14H101V15H99V16H97V17H99V19H102V20H104L103 18H105L106 20H107V18L103 15V18H101L102 17ZM106 15V14H105ZM118 16H119V14H117ZM152 14H150V16H151ZM159 15V14H158ZM9 16V15H8ZM42 16V17H41ZM61 16V17H62ZM101 16V17H100ZM155 16V18H156V15H154ZM162 16H160V18L162 17ZM203 16L206 18V20H205V22H201L200 20L203 18ZM94 17V16H93ZM109 17V16H108ZM115 17V16H114ZM134 17H135V15H134ZM145 17V16H144ZM167 17V16H166ZM168 17H169V14H168ZM236 17V16H235ZM3 18V17H2ZM53 18H54V21H51V20H53ZM96 17H94V20H96L95 19ZM118 18V17H117ZM136 18H138V17H136ZM141 18L142 17H140V18H138V20H141ZM148 19H149V22L151 23V21H150V18H149V15H148V17H147ZM158 18V17H157ZM162 18H164V17H162ZM98 19V18H97ZM145 19H146V17H145ZM152 19V18H151ZM154 19V18H153ZM0 20H2L1 18H0ZM4 20V19H3ZM71 20V19H70ZM70 20H69V22H70ZM106 20H104L103 21V23H105V21ZM137 20V19H136ZM135 18H134V20H133V24H132V26H127V25H125V26H120L118 29H115V30H113V31H110V34H111V36L112 37H116V36H119V37H126V34L128 33V31L129 30H133V32L134 33H137V34H140L141 32L143 33V30L146 28V27H144V29L143 30H141V27L142 26H140L139 24H137L135 21ZM155 20V19H154ZM162 20V19H161ZM173 20V19H172ZM171 20V21H172ZM5 21H7V19L5 20ZM14 21H16V20H14ZM62 21H61V23H62ZM66 21V20H65ZM98 22H99V20H97ZM97 21H94V22H96L95 24H97L98 25V22ZM146 21H148V20H146ZM247 21V20H246ZM66 22H68V21H66ZM69 22H68V24H69ZM140 22V21H139ZM142 22V21H141ZM72 23V22H71ZM70 23V24H71ZM100 23H102V22H100ZM100 23H99V25H98V27H100ZM136 23V24H135ZM143 23H144V21H143ZM142 23V24H143ZM146 23V22H145ZM149 23V24H150ZM157 23H158V21H157ZM244 23V22H243ZM242 23V24H243ZM246 23V22H245ZM244 23V24H245ZM249 23V22H248ZM65 24H67V23H65ZM74 24H75V22H74ZM73 24V25H74ZM77 24V23H76ZM79 24V23H78ZM106 24V23H105ZM242 24L240 25V23H238L237 24V28H236V33H233V34H235L234 36H232L230 39H229V46H228V44H226L227 46H228V49H227V51H224V52H226L225 53V55H226V58L227 59H229V61H231V59H234L235 57H238V56H240L239 58H241V57H244L245 55L244 54H246V52L248 51V49L249 48H247V47H245L247 44H249V43H247L246 41H247V38L250 36V31L248 32V30L250 29H248L247 27H245V26H242ZM243 24V25H244ZM11 25V24H10ZM15 25V24H14ZM52 25V24H51ZM55 25V24H54ZM58 25H60L59 23H58ZM104 25V24H103ZM102 25V26H103ZM146 25V24H145ZM151 25H153V24H151ZM249 25V24H248ZM79 26V25H78ZM77 26V27H78ZM81 26V25H80ZM105 26L106 25H104V28H105ZM150 26V25H149ZM218 26H220V24H218ZM228 26H230V24L228 25ZM250 26V25H249ZM43 27V28H44ZM52 27V26H51ZM54 27V26H53ZM58 27V26H57ZM68 27V26H67ZM173 27V28H172ZM182 27V28H181ZM222 27H223V25H222ZM47 28V27H46ZM45 28V29H46ZM69 28V27H68ZM70 28H71V26H70ZM73 28V27H72ZM74 28H75V26H74ZM101 28V27H100ZM150 28V27H149ZM179 28H181V29H179ZM212 28V29H211ZM56 29V28H55ZM58 29V28H57ZM61 29H62V26H61ZM84 29V30H83ZM99 29V28H98ZM170 29V30H171ZM174 29V30H173ZM179 29V30H178ZM185 29H187V30H185ZM41 30H42V28H41ZM50 30V29H49ZM48 30V28L46 29V31H49ZM52 30V29H51ZM217 30V29H216ZM224 30V29H223ZM235 30V29H234ZM233 30V31H234ZM43 31V30H42ZM41 31V32H42ZM55 31V30H54ZM60 31V30H59ZM73 31V30H72ZM141 31V32H140ZM145 31H147V29H145ZM144 31V33H146ZM154 31V30H153ZM168 31V30H167ZM201 31V32H202ZM51 32V31H50ZM148 32V31H147ZM166 32V31H165ZM190 32V33H191ZM200 32V33H201ZM205 31H203L202 33H204ZM52 33V32H51ZM56 33V32H55ZM58 33V32H57ZM61 33V32H60ZM76 33V32H75ZM78 33V32H77ZM162 33H164V32H162ZM161 33V34H162ZM171 33V32H170ZM189 33V34H190ZM195 33V34H194ZM207 32H205V34H206ZM220 33H222V29H221V31H220ZM219 33V36L221 35ZM224 33H225V31H224ZM44 34V33H43ZM50 34V33H49ZM72 34H73V32H72ZM71 34V35H72ZM80 34V33H79ZM160 34V35H161ZM187 34V35H186ZM185 34V36H187L188 37V33H186ZM205 34H203L204 35V37L205 36H207L208 35V33L205 35ZM210 34V33H209ZM231 34H232V32H231ZM252 34V33H251ZM52 35V34H51ZM56 36H57V34H55ZM69 35H70V32H69ZM150 35H151V33H150ZM158 35V34H157ZM166 35H167V33H166ZM166 35H162L161 37H162V39H164V36H166ZM192 35V36H193ZM202 35V34H201ZM201 35H197V36H201ZM228 35H230V34H228ZM19 36V37H18ZM56 36H54V37H56ZM65 36V35H64ZM79 37V36H77V35H74V37ZM94 36V35H93ZM128 36H129V34H128ZM170 36V34H168V37ZM196 36V37H197ZM222 36V35H221ZM217 37L216 38V45L218 44V42H220L221 41V39H223V36H225V35H223L222 37ZM253 36V35H252ZM11 37V36H10ZM63 37V36H62ZM69 37V36H68ZM75 37V38H76ZM160 37V38H161ZM167 37V36H166ZM171 37H170V39H171ZM191 37V36H190ZM196 37H193L194 39H193V41L195 40V38ZM38 38H41V39H38ZM57 38V37H56ZM67 38V37H66ZM70 38H72V37H70ZM157 38H159V35H158V37ZM227 38H228V36H227ZM5 39V38H4ZM11 39H12V37H11ZM47 39V38H46ZM54 39V38H53ZM77 39V38H76ZM190 39V38H189ZM50 40V39H49ZM52 40V39H51ZM51 40H50V42H51ZM65 40V39H64ZM63 40V41H64ZM81 40V39H80ZM199 40V39H198ZM224 40H226V39H224ZM224 40H222V41H224ZM250 40V39H249ZM251 40H252V38H251ZM2 41V40H1ZM84 41V40H83ZM86 41H87V39H86ZM192 41V40H191ZM196 41V40H195ZM194 41V44H195V47L198 45V47H199V44H196V43H199L200 42V45H201V47L203 46V45H205L206 44V39L205 38H200V40H199V42L198 41H196L195 42ZM221 41V43H223ZM46 42V41H45ZM75 42V41H74ZM79 42V41H78ZM164 42H165V40H164ZM228 42V41H227ZM226 42V43H227ZM251 42V41H250ZM1 43V42H0ZM76 43V42H75ZM83 43V42H82ZM247 43V44H246ZM252 43V42H251ZM262 43V42H261ZM2 44V43H1ZM67 44V42L65 43V47L67 46L66 45ZM68 44H70V43H68ZM74 44V43H73ZM253 44V43H252ZM251 44V45H252ZM4 45V44H3ZM2 45V46H3ZM215 45V46H216ZM222 45V44H221ZM221 45H217L218 46V48H217V46H216V51H215V53H213L214 55H212L210 58L208 57V60L204 63V64H202V65H200L199 66V68H197V70L194 72V73H192V74H185L186 76L183 78V80L180 82V87L179 88H181V90H179V91H176V93L178 92V94H177V96L179 97V92H183V91H189V90H193V89H196L197 87L199 88L200 86L199 85H201V84H204V80L205 79H207V78H209V77H211L214 73H216L215 71H217V62L220 60V57L221 56H225L224 54L223 55H221L222 53H224L222 50V53H220V51H219V46H221ZM258 45V44H257ZM6 46L4 45V47L6 48ZM44 46V45H43ZM68 46H70V45H68ZM67 46V47H68ZM248 46V45H247ZM263 46H264V44H263ZM9 47V49H11ZM42 47V46H41ZM197 47V48H198ZM250 47V46H249ZM256 47V46H255ZM1 48V47H0ZM13 48V49H14ZM192 48H194V47H192ZM215 47H213L212 49H214ZM222 48V47H221ZM246 48H247V50H246ZM251 48H253V47H251ZM259 48H260V46H259ZM258 48V49H259ZM4 49V48H3ZM12 49V50H13ZM17 49H15L16 51H17ZM20 49H19V51H20ZM66 49V48H65ZM201 49V48H200ZM258 49H256L255 48V50H257V51H255V52H258ZM7 50H8V48H7ZM11 50V51H12ZM24 50V51H25ZM224 50V49H223ZM29 51V50H28ZM190 51V53H191V55H192V52ZM250 51H251V49H250ZM250 51H248V53L250 52ZM262 51H264V50H262ZM261 51V52H262ZM211 52H212V50H211ZM211 52H210V54H211ZM255 52H253L254 53V55L256 54ZM189 53V52H188ZM252 53V54H253ZM169 54H171V55H168ZM174 54V55H173ZM182 54V56L184 57V55ZM250 54V53H249ZM252 54H250V55H248V56H252ZM263 54V53H262ZM180 55V54H179ZM179 55H177V56H179ZM190 55V56H191ZM257 55V54H256ZM176 56V57H177ZM247 56V57H248ZM261 56V57H260ZM260 56H258V57H260V60H255L254 58L251 60V58H249L251 61H253L252 62V66H253V69H254V67L256 68V66L257 67H259L258 65H260V63H261V61H263L264 62V59L263 60H261V58H262V56L263 55H260ZM179 57H181V55L179 56ZM188 57H189V55H188ZM232 57H234V58H232ZM254 57V56H253ZM257 57V56H256ZM257 57V58H258ZM182 58V57H181ZM187 58V57H186ZM190 58V57H189ZM191 58H192V56H191ZM222 59H223V61H224V58L223 57H221ZM245 58V57H244ZM264 58V57H263ZM171 59V58H170ZM169 59V60H170ZM178 59V58H177ZM183 59V58H182ZM207 59V58H206ZM227 59H225V61L227 60ZM168 60V61H169ZM174 60V59H173ZM188 60V59H187ZM186 60V61H187ZM205 60V59H204ZM239 60V59H238ZM238 60H236V61H238ZM244 60V59H243ZM243 60H242V58H241V61L243 62ZM247 61H249L250 62V60H248V59H246ZM170 61H171V63L173 64V65H171V64H169L170 63ZM167 64H169V66L171 65V67L173 66V68H176V67H178V65L177 66H174V64H175V62H172V60H170ZM181 60H180V58H179V60H178V62H180ZM183 61V60H182ZM185 61V62H186ZM228 61V60H227ZM235 61V60H234ZM234 61H231V64H230V62H228L230 65H229V67H226V68H228V70H230V73H233L234 74V71H236L235 73H237L238 72V70H235V68L236 67H238L239 68V66H237V65H239V62H237L238 64L237 65H234L233 64V62ZM260 61V62H259ZM177 62V61H176ZM246 62V61H245ZM248 62V64L250 65V63ZM165 63V64H166ZM184 63V62H183ZM162 64V65H161ZM178 64V63H177ZM190 64H191V62H190ZM189 64V65H190ZM198 64V63H197ZM196 64V65H197ZM217 64V65H216ZM241 64V63H240ZM247 64V63H246ZM263 64L264 63H262L261 65L263 66ZM188 65V66H189ZM227 66H228V64H226ZM225 65V66H226ZM242 65V64H241ZM245 65V64H244ZM247 66L246 68H247V70H248V67H250V66ZM169 66L167 65V68H169ZM224 66V65H223ZM243 66V65H242ZM162 68H164V66H162ZM192 68V67H191ZM223 68V67H222ZM221 68V69H222ZM226 68L224 67V69L226 70ZM240 68H243V67H240ZM250 68H252V67H250ZM250 68H249V70H250ZM262 68V67H261ZM165 69V68H164ZM178 69H180L181 70V66L178 68ZM177 69V70H178ZM223 69V71L225 72V70ZM162 70V69H161ZM176 70V69H175ZM176 70V71H177ZM247 70H245V73H246V71ZM252 70V69H251ZM85 71V70H84ZM227 71V70H226ZM252 71H254V73L256 72V70H252ZM81 72V71H80ZM104 72V71H103ZM110 72V71H109ZM169 72V71H168ZM171 72V71H170ZM173 72V71H172ZM188 72V71H187ZM223 72V73H224ZM88 73V72H87ZM102 73V72H101ZM105 73V72H104ZM115 73V72H114ZM114 73H109L110 75L111 74H113V75H111V76H115V74ZM174 73V72H173ZM176 73V72H175ZM178 73V72H177ZM177 73H176V75H177ZM191 73V72H190ZM223 73L221 72V73H219L220 74V76L221 75H223ZM226 73V72H225ZM244 73V76H246L247 74H245ZM250 73V72H249ZM248 73V74H249ZM257 73V72H256ZM98 74H99V72H98ZM108 74V76L109 77H111L110 75ZM146 74V73H145ZM144 74V76H146ZM165 74V73H164ZM170 74V73H169ZM179 74L180 73H178V75L177 76H179ZM216 74H218V73H216ZM252 74V73H251ZM92 75V74H91ZM97 75V74H96ZM93 76V77H95V79L94 80H92L89 76H88V78H90L91 79V81H90V84L91 83H94L95 81V83H97L98 84V82H97V80L98 81H100L98 78L100 77L101 78V76L100 75H98L99 77L98 78H96L97 76ZM117 75V74H116ZM119 75V74H118ZM118 75L116 76V79H112L113 77H111V79L110 78H108L107 77V75L105 76V78H103V79H106V78H108L109 80H105V84L108 86V89L111 91V92H114L115 94L117 93V95H119L118 93H121V91H123L124 89L123 88H125V87H129V86H132V87H134L135 88V83H133L135 80H138V77H137V79H135V80H130L129 79V77L128 78H126V79H129V80H126V79H119L118 78ZM174 75V74H173ZM215 75V74H214ZM227 75V74H226ZM230 75V74H229ZM229 75H228V79H229ZM170 76H172V74H170ZM224 77H222V78H220L219 77V75L217 76V79H219V80H216L214 83H213V85H214V87H211L212 88V91L210 92V94H209V96L207 95V97L210 99V103H211V113H212V115H213V117H211L210 116V112L208 111V109H209V105H207L208 106V109H207V106L205 105V108L203 107V104L201 103L200 105L199 104H197L198 102H197V100L199 101L200 100V98L198 97L195 101L197 102H195V101H188V100H185L184 101V103H183V100H182V103H179V101H178V103L179 104H181V106H178V108L176 107V109L175 108H173L174 106H172V108L171 109H169L168 110V112L167 113H164L165 115H164V117H163V120H162V124L160 125L159 123V125H157L158 127H156V125H153V127H151V129H150V127H149V131H146V132H144V134H143V137L141 138V136L139 137V140L137 139V137H136V139L138 140H136L135 139V143H133L132 142V145H130L131 147H127L128 148V150H126L127 151V153L126 154H124L123 152L125 151H123V149H122V152L121 151H119V153L117 152V149L115 150L116 151V153H118L116 156H113L112 158H110L111 160V164L110 165H112V162H114V169H113V167H112V169L114 170L112 173H110V171L112 170H110L109 172H107L108 173V175H109V173H110V175L108 176L107 175V173H106V171H107V169L110 167L108 164L106 165V166H108V168L106 169V171H102V173L103 174H100V175H98L97 177L98 178H100V176H101V178L103 177V179L100 181L99 179H97V180H99V181H97L98 183H99V187H98V189H96V192H95V187L96 186H98L97 185V183H96V186L93 188L94 189V191H93V189H90V190H92V192L91 191H89V189H87V187L88 186H86V190H88V194L90 195V194H92V196H91V198L89 197V195H88V197L87 198H89V199H87V200H85V201H83L84 199V197H85V199H86V196H82L83 198H82V200L81 201H83L84 203H82L81 201H80V203L79 202H76V203H78V205L79 204H81V207H80V209L79 210H77V209H75V210H77V212H75V210H74V217L72 216H70V221H69V223L71 222V224H70V226H69V223H68V225L67 226H69V229H68V233H66L67 234V239L65 240L66 241V246H65V252H64V254H65V256H66V262H65V264H83V263H85L86 261H91L89 258L96 252H98V250H97V248L100 246V253H99V255H100V260L98 261V263H96V261H97V259H96V261H95V263L94 264H198L199 262H201V261H204V259L206 258V256H204L205 254L206 255H208V257L211 259V264H233V263H230L231 261L230 260H232V262H234V263H236V264H240V263H238V262H240V261H237L238 260V258L237 257H239V255H240V253L242 254V252L244 251H242V249H243V247H244V245L245 246H247V248H249L250 249V245H249V247H248V245H246V243L245 242H247V244H249V243H251V242H249V240L251 239V236L254 238L255 236H253V231L252 230H254L255 228H256V226L255 225H257L258 227H260V226H263L264 225V206H262V207H260V206H258V203H260L261 201H260V196H262L260 193L262 192L261 191V189H262V187H263V184H264V154L262 153V152H264V149H263V151L261 152L263 155L261 156V154H260V156L262 157V158H260L261 160H259L260 162H258V165L257 166H255L256 168L254 169V167H253V169H254V171H250V169H249V166H251L250 164L251 163H248L249 162V160L247 161V158L250 156V154L248 155V152H251V151H249V150H252V148L254 147H251V149H250V146L253 144L254 145V142L255 141H259L257 138H259L260 137V133L263 131V128H264V124H263V122L262 123H260V125H258V126H255V125H253V126H250L249 127V129H248V131H247V133L243 136V137H245L246 139H245V141H242V142H236L235 141V136H236V130H238V129H240L239 127H242V126H238L239 125V123H241V121H242V119H241V115H242V112H243V108H244V103H243V101L245 102V98L247 99V97H248V94L253 90V89H256V88H258V97H259V93L262 95L261 96V100L263 99V101H260V105L258 106L259 108H261L262 110L264 109V98H263V96H264V76L263 77H260L257 81H256V83L255 84H252L251 82H252V80H250V79H247L249 76H247L245 79H242L241 80V82H239L238 83V85H237V81H236V83H234V81H233V83L234 84H236V86L234 85V87H231V88H229V85H231V83H230V81H231V79H229V80H227V79H225V75H223ZM231 76V75H230ZM233 76V75H232ZM232 76H231V78H232ZM237 76V75H236ZM240 76V75H239ZM243 76V75H242ZM251 76V75H250ZM258 76V75H257ZM85 77V76H84ZM92 77V78H93ZM139 77H141V76H139ZM167 77H165V78H167ZM176 77V76H175ZM174 76H173V78H175ZM219 77V78H218ZM227 77V76H226ZM238 77V76H237ZM236 77V78H237ZM255 77V76H254ZM253 77V78H254ZM87 78V77H86ZM121 78V77H120ZM134 78V77H133ZM142 78V77H141ZM146 78V77H145ZM156 78V77H155ZM177 78V77H176ZM175 78V79H176ZM180 78V77H179ZM234 78V77H233ZM239 78H241V76L239 77ZM0 79H1V77H0ZM89 79V80H90ZM97 79V80H96ZM147 79H148V77H147ZM172 79V78H171ZM174 79V80H175ZM142 80H143V82H142ZM141 80V83H144V79H142ZM173 80V79H172ZM173 80V81H174ZM3 81H4V79H3ZM8 81V80H7ZM93 81V82H92ZM140 81V80H139ZM146 81V80H145ZM176 81H178L177 79H176ZM204 81V82H203ZM229 81V82H228ZM239 81V80H238ZM102 82V80L99 82V84ZM104 82V81H103ZM203 82V83H202ZM232 82V81H231ZM10 83V82H9ZM14 83V82H13ZM16 83H18V82H16ZM20 83V82H19ZM95 83H94V85H95ZM140 83V82H139ZM151 83V82H150ZM155 83V82H154ZM153 83V84H154ZM174 83H175V81H174ZM228 83H230L229 85H228ZM232 83V84H233ZM1 84H3L2 82H1ZM0 84V85H1ZM8 84V83H7ZM15 84V83H14ZM21 84H23V83H21ZM21 84H19V85H21ZM101 84H103V83H101ZM153 84H151V86L150 87H152V85ZM157 84H158V86H157ZM5 85V84H4ZM11 85V84H10ZM33 85V84H32ZM93 85V84H92ZM137 85H138V82H137ZM142 85V84H141ZM155 85V84H154ZM254 85H256L255 87H254ZM6 86V85H5ZM4 86V87H5ZM22 86V85H21ZM99 86V85H98ZM97 86V87H98ZM102 86V85H101ZM106 86V87H107ZM7 87V86H6ZM9 87V86H8ZM7 87V88H8ZM14 87V86H13ZM23 87V86H22ZM28 87V86H27ZM93 87H95V86H93ZM100 87V86H99ZM131 87V88H132ZM150 87H149V89H150ZM154 87V86H153ZM155 87V88H156ZM254 87V88H253ZM21 88V87H20ZM25 88V87H24ZM34 88V87H33ZM85 88H86V86H85ZM140 88V87H139ZM146 88H148V87H146ZM144 89L145 91L144 92H146V90H149V89ZM165 88V89H164ZM230 89V92L228 91V89ZM15 89V88H14ZM36 89V88H35ZM142 89H143V87H142ZM170 89V88H169ZM7 90V89H6ZM96 90V89H95ZM102 90V89H101ZM107 90V89H106ZM151 90V89H150ZM167 90V89H166ZM171 90V89H170ZM183 90V91H182ZM228 91V92H226V93H228V96L227 95H223V92L224 91ZM9 91V90H8ZM142 91V90H141ZM33 92H34V90H33ZM76 92V91H75ZM79 92V91H78ZM83 92V96H84V94H86L87 92H88V95H89V97L90 96H92L91 95V92L89 91V89H88V91H85L86 93H84V90L82 91ZM108 92V91H107ZM143 92V91H142ZM185 92H183L182 94H184ZM254 92H255V90H254ZM138 93V92H137ZM160 93V94H161ZM187 93V92H186ZM185 93V94H186ZM225 93V92H224ZM252 93V92H251ZM251 93L249 94V95H251ZM256 93V92H255ZM33 94V93H32ZM35 94V93H34ZM75 94V93H74ZM73 94V95H74ZM95 94V93H94ZM122 94V93H121ZM123 94H124V92H123ZM140 94V93H139ZM190 94H191V92H190ZM71 95V94H70ZM75 95H77V94H75ZM88 95H86V96H84L85 98H87L88 99ZM138 95V94H137ZM176 95V94H175ZM181 95V94H180ZM186 95H188V94H186ZM185 95V96H186ZM256 95V94H255ZM83 96L82 95H80V97H82V99H83ZM121 96V95H120ZM129 96V95H128ZM130 96H132V95H130ZM134 96V95H133ZM166 96V95H165ZM224 96H226L227 98H226V100H224ZM241 96H243L242 98H241ZM33 97V96H32ZM69 97V96H68ZM77 97V96H76ZM182 97V96H181ZM253 97H255L254 95L253 96H250V98H253ZM7 98H10V97H7ZM24 98V97H23ZM75 98V97H74ZM158 98V97H157ZM157 98H156V100H157ZM243 98H244V100H243ZM249 98V97H248ZM250 98H249V100H250ZM19 99V98H18ZM182 99V98H181ZM202 100V102L205 100H203V97L201 98ZM208 99V100H209ZM254 99V98H253ZM89 100V99H88ZM87 100V101H88ZM93 100V99H92ZM178 100V99H177ZM190 100V99H189ZM207 100V99H206ZM252 100V99H251ZM258 100V99H257ZM28 101V100H27ZM83 102H84V100H82ZM105 101V100H104ZM201 101H199V103L201 102ZM254 102H256L255 100H253ZM22 102V101H21ZM85 102H86V99H85ZM204 102H206V101H204ZM247 102V101H246ZM258 102H259V100H258ZM29 103V102H28ZM78 103V102H77ZM102 103V102H101ZM177 103V102H176ZM248 103H249V101H248ZM247 103V104H248ZM251 103H252V101H251ZM23 104V103H22ZM81 104V103H80ZM79 104V105H80ZM86 104H88L87 106H89V105H91V103H86ZM86 104H85V106H86ZM104 104H106V103H104ZM207 104H209V101L207 102ZM62 105V104H61ZM78 105V104H77ZM102 105V104H101ZM117 105V104H116ZM148 105V104H147ZM255 105V104H254ZM82 106H84L83 104H82ZM86 106V107H87ZM107 106H109V105H107ZM113 106V105H112ZM123 106V105H122ZM140 106H142V105H139V107ZM145 106H146V104H145ZM153 106V105H152ZM249 106H250V104H249ZM251 106H253V103H252V105ZM105 107V106H104ZM118 107V106H117ZM120 107V106H119ZM130 107V106H129ZM135 107V106H134ZM134 107H132V109L134 108ZM143 107V106H142ZM147 107V106H146ZM257 107V104H256V107L254 106L253 108H251L250 110H252V111H250V112H252V114L254 115V114H258V113H260L261 114V112H259V110H261V109H259ZM21 108V107H20ZM89 108V107H88ZM141 108V107H140ZM150 108V107H149ZM149 108L147 107V109L145 110V108L142 110V111H144L145 110V113H147V114H145V115H147L148 116V114H151V111H148L149 110ZM152 108V107H151ZM22 109H23V111H24V109L25 108H23L22 107ZM21 109V110H22ZM120 109V108H119ZM118 108H117V110L119 111V112H117L116 114H117V116L120 114V113H122V112H120V110H119ZM125 109V108H124ZM131 109V107L128 109V110H130ZM26 110V109H25ZM113 110V109H112ZM123 110V109H122ZM126 110H127V108H126ZM246 110V109H245ZM114 111V110H113ZM136 111V110H135ZM138 111V110H137ZM140 111V110H139ZM164 111H166V110H164ZM248 111V110H247ZM68 112V111H67ZM78 113H80L81 114V112H77V115H78ZM114 115H115V113L114 112H112ZM119 113V114H118ZM124 113V112H123ZM130 113V112H129ZM154 113V112H153ZM245 113V112H244ZM82 114H83V112H82ZM87 114H89V113H87ZM93 114V113H92ZM107 114V113H106ZM105 114V115H106ZM128 114V113H127ZM140 114V113H139ZM143 114V113H142ZM84 115V114H83ZM85 115H86V113H85ZM84 115V116H85ZM94 115V114H93ZM92 115V116H93ZM96 115V114H95ZM108 115V114H107ZM145 115H143V116H145ZM152 115H154V114H152ZM245 115V114H244ZM248 115H249V113H248ZM247 115V116H248ZM263 115V114H262ZM58 116H59V114H58ZM111 116H112V114H111ZM126 116V115H125ZM250 116V115H249ZM83 118V116H79V118ZM86 118H84V119H86V121H88L87 120V116H85ZM95 117H97V116H95ZM110 117V116H109ZM115 117V116H114ZM119 117V116H118ZM128 117V116H127ZM214 118V128H215V134L213 133L214 132V130H212V132H210V133H212V135L214 134L215 136V138L213 137V138H211V140H213V139H215V144L216 145H218V148H219V146H220V144L221 143H223L224 144V158L226 159H224L226 162H225V164L227 165V164H232L231 162H232V160L233 159H236L234 156H237V161H238V163H239V168H238V170L236 171V168H235V171L238 173V174H236V176L235 177H233L232 176V174H231V171H227V170H231V168L230 169H227L226 170V173H225V175H223V180L222 179H220L219 177L218 178H216L217 180H214V177H213V175H214V170H215V168H216V166H217V164L219 163V162H221V159H223V157H220V156H223V155H220L219 156V154H215L214 155V157L213 158H211V159H209V157H208V159H207V162H205L204 160H203V156H202V161H204V162H202L203 163V165H204V172L202 171V173H204L203 175H201V176H197L198 174H196V168H193V167H191V165H190V167L192 168H188V169H186V173H188V171H189V173L188 174H185V169H183L182 167V163H180V161L183 159V158H185V157H183L181 160H180V156L182 155H186V154H188V156L190 155V154H196V158H194V159H196V161H198V163L200 164V157H201V155H203L202 154V147H203V145H204V142H205V140H206V142H207V138H208V140H209V137H208V135H207V132H209L211 129H210V127H212V123H210V119L211 118ZM221 117H223L222 119H221ZM242 117H243V115H242ZM56 118H59V119H62L61 117H56ZM55 118V119H56ZM81 118V119H82ZM113 117H111L110 119H112ZM116 118V117H115ZM134 118V117H133ZM141 118V117H140ZM150 118V117H149ZM160 118V117H159ZM224 118H226L225 120H226V124H224L225 122V120L223 121V123H222V120L224 119ZM246 118H248V117H246ZM250 118V117H249ZM248 118V119H249ZM252 118V117H251ZM251 118H250V120H251ZM73 119H74V116H73ZM92 119H93V117H92ZM109 119V120H110ZM141 119H144V118H141ZM140 119V120H141ZM160 119H162V117L160 118ZM159 119V120H160ZM245 119V118H244ZM63 120V119H62ZM95 120V119H94ZM113 120L114 121H116V119H114L113 118ZM119 120H121V119H119ZM126 120V119H125ZM137 120V119H136ZM139 120V121H140ZM193 120L195 121V120H199L200 121V125H199V129H198V131H196L197 132V139H195L196 140V142L195 143H197V146L196 145H194V146H196V147H192L191 146V144L188 142V138H189V131H191L190 130V128H191V125L193 126L194 124H192V122H193ZM250 120H247V122L246 123H248V121H250ZM75 121H77L78 123H77V125L79 124V122H80V119H79V121H78V118H77V120H75ZM84 121V120H83ZM96 121V120H95ZM94 121V122H95ZM132 121H134V120H132ZM139 121H137V122H135L136 124L139 122ZM146 121V120H145ZM240 121V122H239ZM253 121H255V119H253ZM48 122H51V120H48ZM54 121H52V123H53ZM57 122H58V120H57ZM63 122V121H62ZM66 122V124L65 125H68L67 124V121H65ZM70 122H71V120H70ZM82 122V121H81ZM156 122V121H155ZM157 122H160V121H158L157 120ZM156 122V123H157ZM89 123V122H88ZM119 123H120V121H119ZM126 123V122H125ZM135 123L133 124V125H135ZM141 123V122H140ZM156 123H154V124H156ZM71 124V123H70ZM70 124L68 125V126H70ZM75 124H76V122H75ZM91 124V123H90ZM109 124H111V123H109ZM124 124V123H123ZM122 124V125H123ZM196 124H198V122L196 123ZM251 124V123H250ZM86 125V124H85ZM89 125V124H88ZM87 125V126H88ZM107 125V124H106ZM127 125V124H126ZM222 125H224L225 127V130L222 128ZM242 125V124H241ZM55 126V125H54ZM80 126H82L81 124H80ZM91 126L92 125H90V128H91ZM94 126V125H93ZM92 126V127H93ZM112 126H114V125H112ZM120 126V125H119ZM151 126V125H150ZM155 126V127H154ZM249 126V125H248ZM48 127H50V126H48ZM56 127V126H55ZM71 127V126H70ZM78 127V126H77ZM82 127H84V125L82 126ZM86 127V126H85ZM84 127V128H85ZM97 127V126H96ZM101 127H102V125H101ZM117 127V126H116ZM124 127H125V125H124ZM161 127H163V129H164V131H162L161 129ZM197 127H198V125H197ZM247 127V126H246ZM61 128H62V126H61ZM61 128H59V129H61ZM65 128V127H64ZM72 128V127H71ZM108 128H109V125H108ZM122 128V127H121ZM161 128V129H160ZM227 128V129H226ZM244 128V127H243ZM242 128V130L244 131V129ZM248 128V127H247ZM75 130H76V127L74 128ZM86 129V128H85ZM96 129V128H95ZM102 129H104V128H102ZM112 129V128H111ZM123 129V128H122ZM194 129V128H193ZM210 129V130H209ZM213 129V128H212ZM61 130H63V128L61 129ZM66 130H67V127H66ZM89 130V129H88ZM97 130V129H96ZM131 130V129H130ZM160 130L162 131V133L160 132ZM197 130V129H196ZM60 131V130H59ZM58 131V132H59ZM70 131V130H69ZM95 131V130H94ZM93 131V132H94ZM99 131V129L97 130V132ZM116 131V130H115ZM125 131V130H124ZM96 132V131H95ZM103 132H105V133H107L105 130H103ZM161 134H160V133ZM238 132H240V131H238ZM70 133V132H69ZM81 133H83V132H81ZM87 133V132H86ZM105 133H102V130L100 129V133H97L96 134V136L95 135H93L92 134V136H94V137H96L97 139H95V141L97 142L98 141V143L99 142H101L104 138H105V141L107 142V138H108V136H106L105 135ZM111 133V132H110ZM146 133V134H145ZM166 133V134H165ZM205 133V134H204ZM242 133V132H241ZM61 134V133H60ZM84 134H85V132H84ZM123 134V133H122ZM124 134H126V133H124ZM158 134H160V135H162V134H164V135H162V136H164V139H162V141L161 142H164L165 141V139H166V137L165 136H169V137H171V136H173V138L171 137V139H173L174 140V137H177V141H178V143H177V145H176V148H177V146H178V148L177 149H175L176 150V152H173V149H174V145L176 144H171V142H169V139L167 140L168 142H164V143H162L161 144V142H159L160 140L158 139L159 138V136H158ZM175 134H176V136H175ZM71 135V134H70ZM74 135V134H73ZM88 135V134H87ZM87 135H85V136H87ZM195 135V134H194ZM211 134H210V136H212ZM237 135H239V134H237ZM0 136H1V134H0ZM75 136V135H74ZM118 136V135H117ZM162 136H160V137H162ZM88 138H89V136H87ZM107 137V138H106ZM196 137V136H195ZM227 137V138H226ZM238 137V136H237ZM69 138H71V137H69ZM68 138V139H69ZM77 138V137H76ZM81 137L79 136V139H80ZM240 138H242V137H240ZM79 139H77L76 141L78 142V143H81V142H83V141H85V142H88L89 141V139H87L88 141H86V140H79ZM118 139V138H117ZM260 139V138H259ZM3 140V139H2ZM70 140H72L71 142H72V144L74 145L73 147H74V149H73V151H71V152H69V153H67V154H65L64 152H62V153H58V155L57 154H55L54 153V155H56L57 157L56 158H58V159H60L61 160V163H62V161L64 162V165L66 166L67 165V169H69V167L68 166H70V167H72L73 168V170L75 169V170H77V171H80L83 167H82V165H83V163H84V157L85 156H88V154H89V151H88V149L90 148L89 146H86L87 144H84L85 145V147L84 146H82L83 148H79V146H78V144L76 143V141H74L75 140V138L73 137V139L71 138ZM79 140V141H78ZM112 140V139H111ZM114 140V139H113ZM116 140V139H115ZM114 140V141H115ZM242 140V139H241ZM262 140V139H261ZM6 141V140H5ZM53 141V140H52ZM176 141V142H177ZM0 142H2V143H0V230H11L12 228H13V226L14 225H12V227L9 225V223L8 224H6V223H3V222H7V219L8 218H6L7 216H6V214H8L10 211H12L11 209V207L13 206V207H15L16 205L18 206V207H22L21 208V210H22V213H20V215L18 216V214H17V216L19 217V220H17L18 222H19V224H18V226H16V228H18V230H19V228H21L20 230H23L22 229V227H23V223H24V220H26L25 218H24V215L25 214H27V213H25L24 212V210H23V208H25L26 206H24L23 207V204H26L27 205V203H25L24 201H22V199H23V197H24V191H25V189L27 188L28 190H30V188H31V185H29L30 187H26V183H28V182H26L25 180H23L22 178H20V180L19 181H17L15 184H11V183H9L8 181H6V179L8 178V177H6V170L9 168V169H11V167H10V164H12L13 162L12 161H10L11 159H9L8 160V158H7V156H9V158H11V154L10 153H8V151L10 150L9 148H11V147H9V145L10 144H8V142H7V144H4L5 142H3V141H0ZM71 142H69V140H68V143H70L71 144ZM157 142H159L160 143V146H161V149H162V147H164V149H166L167 148V152L168 153H166L165 154V156L167 157V159H166V161H165V164H159V162H158V160H161V159H159L161 156V151L160 152H156V154H155V150H156V144H157ZM210 142V141H209ZM213 142V141H212ZM84 143V142H83ZM102 143H104V142H102ZM258 143H260V142H258ZM263 143V145H264V141L262 142ZM72 144L70 145V146H72ZM93 144V143H92ZM96 144V143H95ZM100 144V143H99ZM126 144H128V146H129V144L130 143H126ZM206 145H207V143H205ZM22 145H24V143L22 144ZM69 145V144H68ZM94 145V144H93ZM93 145H91V147L92 148H90V149H94L95 151H97V149L95 148V146L93 147ZM104 145V144H103ZM109 145H110V141H109ZM206 145H204V147L206 146ZM259 145H261V144H259ZM11 146H13V145H11ZM16 146V145H15ZM36 146H37V144H36ZM41 146V145H40ZM39 146V147H40ZM53 146V145H52ZM97 146H100V145H97ZM102 146V145H101ZM106 146V145H105ZM160 146H158V147H160ZM9 147V148H8ZM43 147V146H42ZM55 147V146H54ZM60 147H62V146H60ZM104 147V146H103ZM156 147V148H155ZM203 147V148H204ZM261 147H262V145H261ZM100 148H102V147H99V149ZM105 148V147H104ZM121 148V147H120ZM125 148V147H124ZM217 148V147H216ZM217 148V149H218ZM29 149H30V147H29ZM28 149V150H29ZM38 149V148H37ZM41 149V148H40ZM42 149H44V148H42ZM78 149V150H77ZM79 149L81 150V151H79ZM89 149V150H90ZM103 149V148H102ZM164 149H162V150H164ZM206 149V148H205ZM216 149V150H217ZM219 149H221V147L219 148ZM218 149V150H219ZM12 150H13V148H12ZM12 150H11V152H12ZM22 150V149H21ZM20 150V151H21ZM51 150V149H50ZM118 150H119V148H118ZM121 150V149H120ZM158 150V149H157ZM160 150V149H159ZM210 150H211V148H210ZM24 151V150H23ZM40 151V150H39ZM63 151V150H62ZM88 151V152H87ZM91 151V150H90ZM93 151V150H92ZM114 151V152H115ZM220 151V150H219ZM80 152V153H79ZM88 154H87V153ZM100 153L102 152V151H99ZM122 154H121V153ZM212 152V151H211ZM210 152V153H211ZM216 152V151H215ZM218 152V151H217ZM225 152H226V154H225ZM23 153V152H22ZM91 153V152H90ZM99 153V154H100ZM157 153H159V156L160 157H158V159H157V156H158V154ZM203 153H204V151H203ZM219 153V152H218ZM9 154V155H8ZM24 154V153H23ZM28 154V153H27ZM81 154V155H80ZM99 154H95L96 155V157H97V155H99ZM212 154V153H211ZM221 154H223L222 152H221ZM12 155H13V152H12ZM72 155V156H71ZM75 155V156H74ZM114 155V154H113ZM184 155V156H185ZM205 155V154H204ZM207 155V154H206ZM248 155V156H247ZM19 156H20V154H19ZM30 156V155H29ZM34 156H36L37 157V155H34ZM33 156V157H34ZM49 156H51V155H49ZM69 156V157H68ZM187 156V157H188ZM209 156V155H208ZM259 156V157H260ZM28 157V156H27ZM26 157V158H27ZM83 157V158H82ZM109 157V156H108ZM234 157V158H233ZM12 158H13V156H12ZM20 158V157H19ZM52 158V157H51ZM178 158H179V160L180 161H178ZM14 159V158H13ZM25 159V158H24ZM31 159H33V158H31ZM53 159V158H52ZM107 159H109V158H107ZM107 159H106V161H105V164L107 163ZM205 159V158H204ZM249 159V158H248ZM259 159V158H258ZM16 161H17V159H15ZM90 160V162H91V158L89 159ZM95 160V159H94ZM93 160V161H94ZM14 161V160H13ZM18 161H19V159H18ZM23 161V160H22ZM28 161V160H27ZM59 161V160H58ZM183 161V160H182ZM181 161V162H182ZM193 161H195V160H193ZM235 162H236V160H234ZM251 161V160H250ZM255 161L256 160H254V163H255ZM11 162V163H10ZM21 162V161H20ZM109 162V161H108ZM197 163V162H196ZM201 163V164H202ZM222 163V162H221ZM253 163V165H255ZM91 164V163H90ZM167 164V166H165ZM180 164H181V167H180ZM198 164V165H199ZM201 164L199 165L200 167H201ZM249 164V165H248ZM16 165V164H15ZM63 165V164H62ZM86 165V164H85ZM85 165H83V166H85ZM92 165V164H91ZM164 165V166H163ZM196 166H197V164H195ZM195 165H193L194 167H196ZM235 165H236V163H235ZM252 165V166H253ZM101 166V165H100ZM228 166V165H227ZM252 166L250 167V168H252ZM20 167H22L21 165H20ZM29 167L30 168H32V170L34 169V171L35 170H37V168L39 169V167H35L34 168V166L32 167V166H30L29 165ZM92 167V166H91ZM230 167H232V166H230ZM235 167V166H234ZM233 167V168H234ZM237 167V166H236ZM99 168H101V167H99ZM104 168H106V167H104ZM199 168V167H198ZM8 169V170H9ZM23 169V168H22ZM71 169V168H70ZM69 169V170H70ZM84 169V168H83ZM91 169V168H90ZM168 169H170V170H168ZM181 169L183 170V173L186 175V178H184L183 176V178L181 177ZM26 170H28V169H26ZM85 170V169H84ZM84 170H83V172H84ZM101 170H103V169H101ZM22 172H23V170H21ZM99 171V170H98ZM170 173H173V176H172V174H170ZM235 171L233 172V175H234V173H235ZM38 172V171H37ZM37 172L35 173V174H37ZM82 172V171H81ZM88 172H89V169H88ZM94 172H96V171H94ZM20 173V172H19ZM39 173V172H38ZM73 173H75V171L73 172ZM89 173H91V172H89ZM99 173V172H98ZM97 172L95 173V174H98ZM101 173V172H100ZM18 174V173H17ZM81 175H83L82 173H80ZM105 174L107 175L106 177H104L105 176ZM183 174V175H184ZM18 175H20V174H18ZM21 175H22V173H21ZM30 175H32L31 173H30ZM38 175V174H37ZM81 175L79 176L80 178H78V179H80L81 180ZM103 175V176H102ZM38 176H40V175H38ZM88 176V175H87ZM171 176L175 179V181L177 182V184H179V185H175V186H178L177 188H174L173 189V187H171L172 185H174V179H171ZM201 177V179H202V182H203V184H204V186H202L203 184L202 183H198L197 181H196V178L197 177ZM26 177V176H25ZM63 177V176H62ZM67 177H68V175H67ZM78 177V176H77ZM86 177V176H85ZM93 177H94V175H92V181L91 182H94L96 179H94L93 180ZM96 176L94 177V178H97ZM217 177V176H216ZM86 178H89V176L88 177H86ZM86 178H85V180H86ZM100 178V179H101ZM180 178H182L181 180L183 181H180ZM75 179V178H74ZM218 179H220V180H222L221 181V183L219 184H215V181H217L218 182ZM37 181H41V183H42V180H40V179H36ZM64 180V179H63ZM66 180V179H65ZM79 180V181H80ZM171 180H173V181H171ZM198 180V179H197ZM33 181H35V180H33ZM32 181V184L33 183H35V182H33ZM77 182L76 183V186H78L77 184H79L80 182ZM200 182H201V180H199ZM31 182V181H30ZM86 182V181H85ZM90 182V185L92 184ZM173 183V184H170V183ZM37 183V182H36ZM35 183V187H37V185H40V187L42 186L41 184H36ZM88 183V182H87ZM43 184V183H42ZM197 184H199V185H201L202 187H203V195L205 196V197H207V200H209V209H210V211H209V218H210V220H209V222L208 223H210V229H209V233L207 234L206 233V238L204 237V238H202V240H201V242H203V239H205L204 240V244H203V249L201 250L200 248H199V250H201V251H199V253L197 252V250H196V248H197V246H196V244H198V242L196 241V239H195V232H194V228H193V219L195 220L196 218H193L192 219V215L190 216V206L193 204H191V201L193 200L194 201V199H195V197H196V195L198 194L197 193ZM89 185V186H90ZM198 185V186H199ZM230 185V189L229 188H227V189H229L230 191H229V193L227 194V192H226V190L224 189L226 186L228 187ZM54 186V185H53ZM68 186V185H67ZM66 186V187H67ZM200 186V188H201V190H202V187ZM35 187H32L31 189H33V188H35ZM39 187V186H38ZM54 188V187H53ZM61 188V187H60ZM75 188V189H74ZM88 188H90V187H88ZM43 188L41 187V190H42ZM63 189V188H62ZM84 189V190H85ZM12 191V190H16V191H18L19 192V194H21V196H23L22 198H21V196L19 195V196H17V194H16V196H17V198L14 196V195H12V196H14L15 198H13L14 199V201H15V205H13L12 204V196L11 195H9V191ZM40 189H38L37 191H39ZM73 190L75 191L76 190V187H73ZM224 190H225V192H224ZM10 191V192H11ZM31 191V190H30ZM25 191L26 193H25V195L27 194V199H28V194L29 195H31V193H33V192H36V188H35V191ZM66 191V190H65ZM64 191V192H65ZM74 191H72V193L74 192ZM174 191V193H175V195H176V201L173 203L174 204V207L172 206V203L170 202V206H172V207H170V209L169 208H167L166 209V203H167V201H168V199L170 198V195H171V193ZM27 192H29V193H27ZM62 192V191H61ZM90 192V193H89ZM95 194H94V193ZM263 192H264V189H263ZM262 192V193H263ZM14 193H15V191H14ZM42 193H43V190L42 191H40V193L39 192H37V193H34V197L31 195L29 198H30V200L31 201H35L34 203L36 204H34V205H32V206H30L29 207V205H27V208H25V210L26 209H30L31 211H33V214H32V216H34V217H32L31 216V213L29 214L30 216H31V218H32V220H33V226L35 227V223L38 221V220H36V219H38L37 218V216H39V215H37L38 214V212H39V214H40V211H37L38 210V206H37V203L39 204V202H41V201H43L42 200V198H43V195H42ZM71 193V194H72ZM86 193V192H85ZM224 193H226L225 195H224ZM23 194V195H22ZM62 194V193H61ZM60 193H59V195H57L58 196V198H59V196L61 195ZM70 194V195H71ZM82 195H86V194H83V193H81ZM94 194V195H93ZM257 194H259L260 196V198L258 197V198H256V196L255 195H257ZM62 195H65V194H62ZM61 195V196H62ZM169 195V197H168V199H167V196ZM172 195H174V194H172ZM199 195V194H198ZM226 195H228V197L227 198H225V196ZM264 195V194H263ZM11 196V197H10ZM60 196V198L58 199L57 198V201H59L61 198L62 199H66L65 197H66V195L64 196V197H61ZM78 196V195H77ZM19 197V198H18ZM25 197V198H26ZM71 197V196H70ZM256 198L257 200H258V202H257V200H255V202L257 203V205H254L255 207L257 206L258 208H256L257 209V211H256V213L254 212V214H253V216H251V215H249L247 212H248V208L246 209L247 210V214L249 215V217L251 216V218H248L246 215V213H245V206H247L248 204V201H249V199H251L250 200V202L252 203V198ZM24 198V199H25ZM33 200H32V199ZM172 198V197H171ZM175 198V197H174ZM200 198V197H199ZM204 198V197H203ZM11 199V200H10ZM27 199H26V201H27ZM76 199H78L77 197H76ZM30 200L28 199V201H29V203H30V205H31V203L32 202H30ZM170 200V199H169ZM206 200V201H207ZM262 200V199H261ZM12 201V202H11ZM61 201V200H60ZM74 201V200H73ZM204 201V200H203ZM263 202H264V200H263ZM262 202V203H263ZM14 203V202H13ZM59 203H61V202H59ZM72 203V202H71ZM253 203H254V199H253ZM253 203H252V205H253ZM255 203V204H256ZM262 203H260V204H262ZM83 204V205H82ZM168 204V203H167ZM12 205V206H11ZM37 206V207H36ZM40 206V205H39ZM65 206V205H64ZM70 207L72 206V204L71 205H69ZM168 206V205H167ZM249 206H250V203H249ZM17 207V208H18ZM67 206H65V207H63L62 209H64V208H66ZM69 207V208H70ZM77 207V206H76ZM193 207V209H194V206H192ZM197 207V206H196ZM205 207V206H204ZM248 207V206H247ZM253 207V206H252ZM69 208H67V211H68V209ZM75 208V207H74ZM41 209V208H40ZM71 210H72V208H70ZM70 209H69V211H70ZM196 209V208H195ZM197 209H198V207H197ZM14 210H16V209H14ZM20 210V211H21ZM65 210V209H64ZM243 210H244V213H245V215L244 216H246V217H244L243 215H242V212H243ZM255 210V209H254ZM254 210H252V212L254 211ZM18 211H19V209H18ZM28 211V210H27ZM250 211V210H249ZM63 212V210L61 211V213ZM66 212V211H65ZM67 213V212H66ZM70 213V212H69ZM68 213V214H69ZM194 213V212H193ZM65 214V213H64ZM10 214H8V216H9ZM28 215V214H27ZM29 215H28V217H29ZM36 215V216H35ZM58 215V214H57ZM61 215V214H60ZM59 215V216H60ZM63 215V214H62ZM199 215V214H198ZM202 215H203V213H202ZM207 215V214H206ZM26 216V215H25ZM58 216V218H63L62 216L61 217H59ZM63 216H65V215H63ZM12 217H13V215H12ZM11 217V218H12ZM15 217V216H14ZM27 217V218H28ZM125 217H127L128 218V220H124V218ZM193 217H195V216H193ZM72 218V219H71ZM17 219V218H16ZM126 219V218H125ZM201 219V218H200ZM9 220V219H8ZM36 220V221H35ZM60 220V219H59ZM203 220V219H202ZM34 221H35V223H34ZM123 221H126L125 223H122L121 224V222H123ZM127 221H129V223L127 222ZM196 221V220H195ZM218 221H220V223L218 222ZM2 222V223H1ZM28 222H30V221H28ZM27 222V224H29ZM40 222V221H39ZM13 223H15V222H13ZM129 225V227L127 226V228H118V225H120L121 224V226L123 225L124 226V224H125V226L127 225V224ZM164 224V223H166L165 224V227L163 228L162 226H164V225H162V224ZM218 223L220 224V225H218ZM26 224V223H25ZM24 224V225H25ZM38 224V223H37ZM36 224V228H38L37 226H39V225H37ZM206 224V223H205ZM254 226H255V228H254ZM26 227V226H25ZM264 227V226H263ZM262 227V228H263ZM68 228V227H67ZM208 228H209V226H208ZM254 228V229H253ZM262 228H259L260 230L262 229ZM13 229H15V227L13 228ZM25 229V228H24ZM202 229V228H201ZM258 228H256V230H257ZM257 230V231H260V230ZM9 230V231H10ZM196 230V229H195ZM250 230V231H249ZM264 230V229H263ZM13 231V230H12ZM14 231H16V230H14ZM13 231V232H14ZM36 231H38V229L36 230ZM35 231V232H36ZM200 231V230H199ZM203 231V230H202ZM206 231H208V229L206 230ZM253 233H252V232ZM13 232H12V234H13ZM66 232H67V229H66ZM197 232V231H196ZM0 233H2V232H0ZM6 233V232H5ZM15 233V232H14ZM18 233V232H17ZM195 233V234H194ZM200 233V232H199ZM199 233H198V236H199ZM250 233H252V234H250ZM256 233V232H255ZM37 234H39V232L38 233H36V235ZM248 234H250V235H248ZM4 235V234H3ZM8 235V234H7ZM11 235V234H10ZM201 236H203L202 234H200ZM248 235V236H247ZM246 236L248 237V239H246ZM249 236H250V238H249ZM4 237V236H3ZM256 237H258V235L256 236ZM37 239H38V236H37ZM198 239H199V237H198ZM6 240V239H5ZM18 240V239H17ZM247 240V241H246ZM252 240H254L255 241V239H252ZM251 241V240H250ZM254 241H252V243H254ZM1 243H2V241H0ZM7 242V241H6ZM5 242V243H6ZM9 242H11L10 240H9ZM9 242H8V245H9ZM39 242V240L37 241V249L39 248L38 246H41L40 245V243H38ZM197 242V243H196ZM35 243H36V241H35ZM34 242H33V244H35ZM65 243V242H64ZM4 244V243H3ZM18 244V243H17ZM20 244V243H19ZM7 245V246H8ZM22 245V244H21ZM202 245V244H201ZM200 245V246H201ZM252 245V244H251ZM18 246V245H17ZM199 246V247H200ZM15 246H13V248H14ZM20 246H18V248H19ZM35 247H36V245H35ZM253 247V246H252ZM21 248H22V246H21ZM20 248V251L22 250ZM64 248V247H63ZM245 248V247H244ZM14 249H17L16 247L14 248ZM36 249V248H35ZM252 249V248H251ZM251 249H250V251H251ZM19 249H17V251H18ZM24 250V249H23ZM245 250H247V249H245ZM15 251V250H14ZM17 251H16V254H17ZM39 251V253H40V249L38 250ZM4 252V251H3ZM10 252V251H9ZM246 252V251H245ZM248 252H249V250H248ZM15 253V252H14ZM14 253H12V254H14ZM21 252H19V254H20ZM39 253L37 252L36 254L37 255H39ZM98 253H97V255H98ZM244 253V252H243ZM9 254V253H8ZM23 254V253H22ZM249 253H247V255H248ZM59 255V254H58ZM6 256V255H5ZM56 256V255H55ZM203 256L205 257V258H203ZM241 256V255H240ZM3 257V256H2ZM16 257V256H15ZM59 257H60V255H59ZM97 257H99V256H97ZM207 257V259L209 260V258ZM242 258L244 257V255H242L241 256ZM241 257H239V258H241ZM9 258V257H8ZM8 258H6V259H8ZM19 258H20V256H19ZM58 258V257H57ZM233 258H236V262L235 261H233ZM245 258V257H244ZM247 258V257H246ZM6 259H5V261H6ZM13 259V258H12ZM36 259H38V257H36ZM36 259H34V260H36ZM203 259V260H202ZM22 260V259H21ZM240 260V259H239ZM53 261H54V259H53ZM52 261V262H53ZM56 261V260H55ZM244 261V260H243ZM208 262H210V260L208 261ZM203 263V262H202ZM207 263V262H206ZM3 264H5V262H3ZM12 264H13V262H12ZM54 264H55V262H54ZM86 264H89V263H87L86 262ZM91 264V263H90ZM200 264V263H199ZM204 264H205V262H204ZM242 264V263H241Z\"/></svg>",
    "mask_w": 264,
    "mask_h": 264
}]
</instances>
